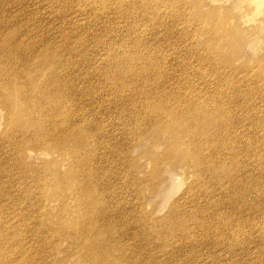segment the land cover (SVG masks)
Wrapping results in <instances>:
<instances>
[{
	"label": "rangeland",
	"instance_id": "obj_1",
	"mask_svg": "<svg viewBox=\"0 0 264 264\" xmlns=\"http://www.w3.org/2000/svg\"><path fill=\"white\" fill-rule=\"evenodd\" d=\"M9 1H11V2H9ZM86 1H88V2H86ZM107 1L108 2L110 1V3H108ZM115 1L116 2H114V0H104V1L103 0H85V1L84 0L83 1L82 0H0V27L2 29L0 31V40H2L4 38H7V39L10 40V42L14 43V40H15L16 43H20L22 45H24V44L28 45V54H29L28 59H30V57H31V59L28 60V67L29 66H31V67L33 66L32 69H34V71H39L40 73H42V75H43V73L51 74V73L54 72V70H56L55 68L58 67V63L55 60L56 56L58 55V53L54 52L55 48H58V46H59V49H60V51H59L60 53H62V54L66 53L65 56L66 55L69 56V57L66 56L67 58H69V61H70L68 66L71 67L72 64L74 65L76 63L75 66H74V68L76 67V75H74V77H75L74 81L76 82V84H80V86H82L83 90H84L83 101L80 102V103L83 105V107H85V109L86 108L89 109V110L86 109V111H93L94 113L97 114L96 116H98V117L100 116L99 118H101V119H99L98 117H96V119L98 118L97 119L98 123L94 122L96 120L90 114V120L92 121L93 124L96 123L97 126L86 125L87 128L91 127L93 129V130L90 129L92 131H90L88 129L89 130V137H90V140L91 139H92V141L95 140L97 142H100V144L96 145V147L94 146L90 150V151L93 150L91 153L92 154L94 153L93 157L95 156V159H92L93 157L91 156L90 158H88V159H90L87 162L88 164H86L85 162H83V163L85 165H88L87 169L89 167H91V168L95 167V170H99L100 172L105 171V173H106L105 169H107V174H106L107 176L104 177V181H106V183L102 184V186L104 188L107 185L106 188L109 187L108 189L110 190V187L112 188L114 184H117L118 188L120 187L119 190L118 189L117 190H118V196L121 199V200L120 199L119 200H120V202L123 203V204L121 203L120 206L123 205L122 206L123 207V209H122L123 212H121V214L123 213L124 216H123V218L122 217L115 218V220L116 219L118 220V221L117 220L116 221L119 224V228L120 229H121V227L123 225L124 226L126 225L125 226L126 230H124V231L127 232L125 234V236H124L125 237V241H127L128 238H130L128 242L130 243L131 250L129 249V251H127V253H125V255L127 254V256L129 257V256L134 254L135 257H133L134 256L133 255L132 258H133V260H136L137 257H138L139 261L138 260L136 261V262H138V264H139V262H140V264H146L144 262H147V261H150V263H151L152 260H154V259H155V261H158L159 263H163V264L164 263H167V264H187V263L188 264H200L201 263L202 264V262L203 263H207V264H238L239 262H240L239 264H264V188H261V187H264V186H262L264 184V180H263V178H264V169H263L264 168V160H263L264 159V125H263L264 124V110H263L264 109L263 108L264 107V79H263L264 78V76H263L264 75L263 74L264 73V13H261L258 16L257 15H248L245 18H242L243 24L241 25L240 22L237 19V16L239 14H241V15L243 14L241 6H242V4L244 2H246V1H243V0H198V1L196 0V1L191 2L189 5H187L189 7L188 8L189 10L186 11L187 15H186V12H184L182 14V16L183 15L184 16L181 19H178L177 16H176L178 14L175 13L176 9H175V6H173L174 3H172V0H149V1L152 2L153 6H152V8H147V9H145V8H143L141 6L140 0H129L130 2L123 3V5H122V3L118 2L120 0H115ZM83 6L85 8H83ZM160 6H161V8H160ZM224 6L225 7H230L231 8L230 12L224 14L225 10H226V8H224ZM113 7H114V9L116 8L118 10H116V9L114 10ZM246 7H247V5H244L243 8L245 9ZM223 8H224V10H223ZM214 9H218L219 10V12L223 15V19H224L225 22H232V21L236 20L235 24L239 27V30L241 32L240 34L242 35L241 37H243V38H241L240 42H237V44L234 43V44L230 45V42H229L230 40H226L227 34L233 33L232 30L235 29V24L234 23H233V28H232V30L230 32H228V30H227L225 33H221L222 29H219V30H216V31L209 30L208 32L207 31H204V32L203 31H199L200 28H198V26H202L205 23L204 27H206L212 22L208 14L210 13V11H212ZM86 10H87V12H86ZM81 11L84 12V13H82ZM90 11H93L94 13L90 12ZM118 11H120V12H118ZM129 11H131V12L129 13ZM259 11H260V9H255L254 14L259 12ZM102 12H104V13H102ZM105 12H106V14H105ZM122 12H124V14L126 12L125 16H121L123 14ZM219 12L216 11V14L214 16L216 20L222 18V16L219 15ZM120 13H122V14H120ZM128 13H129V15L126 17V15ZM160 13H162V15L164 14L165 16L164 15L160 16ZM81 14H83V15H81ZM132 14H134V15H132ZM143 14H145V15H143ZM156 14L158 16L155 17ZM118 15H119V17H118ZM185 15L187 16L188 19L186 18ZM105 16H107V17H105ZM109 16L112 17V18L109 19L108 18ZM132 16H135V17L133 18ZM144 16H145V18H144ZM125 17H126V19H125ZM160 17H161V19L164 18V21H163V19L161 20V21H163V23L164 22H166V23L168 22V23L167 24L164 23L166 25H163V23L158 19ZM149 18H151L152 21ZM175 18H177V19L174 20ZM11 19H12V21H11ZM102 19H105L106 21L102 20ZM111 19H113V20H111ZM118 19H119V21L121 20L120 23H118L119 22ZM136 19L138 21H137V23H134V21H136ZM142 19H143V21L145 23L142 22ZM148 19L150 20V22H149ZM166 19H167V21H166ZM107 20H108V22H107ZM126 20H130L132 23L129 24L128 22H130V21H128L126 23ZM153 20H154L155 23L153 22ZM169 20H170V22H169ZM171 20H173V22ZM116 21H118V22H116ZM146 21H148L150 24H153V25L150 26V24L148 22H146ZM158 21L160 22L159 23L160 25L158 24ZM11 22H13V23H11ZM178 22H179V24H178ZM102 23H104V24H102ZM108 23H110V24H108ZM146 23H148V24H146ZM169 23H171V24H169ZM175 23H177V24L174 25ZM111 24H113V25H111ZM123 24H125L124 26H126V28L123 27ZM168 24L171 26V28H169L170 26ZM129 25H131V26H129ZM141 25H142V27H141ZM156 25L157 26L159 25V26L157 27ZM107 26H109V28ZM133 26L135 28H137V29L135 30V28ZM147 26H149L152 29L155 27L156 29L154 28L155 29L154 32H153V30H150V31L147 30L148 31L146 33L147 37H145V39H143L144 37L142 38L141 36H139V34L141 35L142 33H139V32H141L140 30H143V33H144L146 31L145 27H147ZM18 27H19L20 30L18 29ZM121 27H122L123 30L121 29ZM130 27L132 28V30L130 29ZM149 27H147V29H150ZM118 28H119V31H118ZM165 28H168L170 33ZM110 29H111V31H110ZM22 30H24V31L26 30L25 33H23ZM112 30L113 31L115 30V31L113 32ZM120 30H122V31H120ZM117 31H118V33H117ZM135 31H137V32H135ZM12 32H14V33H12ZM70 32H71V34H70ZM122 32H124V33H122ZM149 32L152 33L153 36ZM66 34L69 35L70 38L68 36H66ZM255 34H257V35H255ZM19 38L21 40H19ZM110 38H112V39H110ZM109 39H110V41H109ZM149 39H151V41ZM135 40H136V42H138V44L135 42ZM138 40L140 41V43H139ZM142 40L145 41L146 45H144ZM128 41H130V42H128ZM249 41H251L253 43V44H249L250 46H248V44H247ZM126 42H127V44L125 45ZM128 43L133 48L132 47L129 48L130 46H128ZM57 44H58V46H57ZM140 44H141V46H140ZM155 44H158V45L155 46ZM153 45L156 47V49H154V51L151 48V46L154 47ZM94 46H96V47L94 48ZM143 46H145L146 48L143 47ZM157 46H158V48H157ZM160 46H162V47H160ZM226 47L229 48V50H225ZM98 48H100V49H98ZM119 48L120 49L122 48L121 50L122 51L125 50V51L122 52ZM130 49H131L132 53L130 52ZM132 49L136 50L135 54H133L134 51ZM157 49L158 50L160 49L159 52H158ZM146 50H147V53L145 52ZM72 51H74L73 54H72ZM119 51L121 53H123V54H121ZM126 51H128V52H126ZM139 51L143 52L142 54L145 55V58H144L145 62H144V60H139L138 61L139 65L137 67L134 66V68L131 69V70L127 69L128 68L127 67L128 66V64H127L128 61L126 63L125 59L126 58L128 59V57L129 58H134L135 55H136L135 58H137L138 54H136V53L139 52ZM4 52L5 51H3V49H0V65L1 66H6V64H7V62H6L5 58H4V55H5ZM232 52H235L236 54L235 55H231ZM50 53H51V55H50ZM53 53H55V54H53ZM69 53H71V55ZM110 53H112V54H110ZM118 53H120V54H118ZM30 55H32V56H30ZM72 55L75 56L76 58L73 57ZM121 55H124L123 59H122ZM70 56H72L73 58L70 57ZM102 56H104V57L108 56L107 58L105 57L107 60L104 57H102ZM32 57H34V58H32ZM83 57H85V58H83ZM103 58H104V60H102ZM159 58H160V60H159ZM204 58H205V61H203ZM32 59H33V61H32ZM73 59L76 60L75 63L72 61ZM154 59L159 60V61H156ZM40 60L47 61V65L44 67V65L46 63L42 64L40 62ZM99 60L102 63L99 62ZM115 60H116V62H115ZM151 60L158 62L157 63L158 66H157V64H155L156 67H155V65L153 66L154 69H152V67H148V65H150L149 63L151 62ZM162 60H163V62H162ZM165 60L166 61L168 60V61L166 62ZM30 61H32V62H30ZM107 61H109V62H107ZM50 62H51V64H50ZM92 62H93V64H92ZM165 62H166V64H165ZM105 63H107V64L105 65ZM121 64H122V66H121ZM141 64H143V65H141ZM161 64H162V66H161ZM208 64H209V66H208ZM214 64H216V65H214ZM217 64H218V66H217ZM144 65H146V66H144ZM166 65L169 66V67H167ZM185 65H187V68L189 66V68L187 69ZM191 65H193V66L195 65V66L193 67ZM116 66H118L119 68L116 67ZM125 66H126V68H125ZM141 66H143L144 68H146V67L148 68L147 70L144 69V72L146 70V75L144 73L145 76H139L141 70L143 69V67H141ZM215 66L218 67V68L216 69ZM219 66H222V67H220L221 69L219 68ZM113 68H115V70ZM169 68H170V70H169ZM180 68H182V69L185 68V69L182 70ZM117 69H119V70H117ZM161 69H163V70L161 71ZM177 69H178V71H177ZM195 69L197 70V72L199 71L200 73L199 72L198 73H193V72H195ZM107 70H109L110 72L108 71L109 72L108 73ZM113 70L115 71L114 72L115 75L113 73ZM116 70L119 71V72H116ZM155 70H157V71L155 72ZM185 70H187V71H185ZM84 71L87 72V73H85ZM165 71L166 72L168 71L170 74L169 73L167 74ZM170 71L171 72L177 71L176 72L177 75L175 74V72L171 73ZM66 72L68 73L67 70L66 71L63 70V72L61 70V75L58 76V77H54L52 79V82H55L56 80L60 79L61 77H66L67 76ZM130 72H131V74L133 73L132 76L129 74ZM135 72H136V75L138 76L137 79H136L137 76H135ZM161 72H162L161 75H163V74H165V75L162 76V77L161 76L159 77L158 73H161ZM190 72L193 73V74H191ZM79 73H80V75H79ZM227 73H229V74H227ZM230 73H231V75H230ZM101 74H103V76H101ZM172 74H173V76H172ZM220 74H221V76H220ZM81 75H82V78H81ZM110 75H112L113 77L110 76ZM148 75H150V76H148ZM166 75L168 76V78L169 77H173L171 79L172 81L169 80L170 78L167 79ZM228 75H230V76H228ZM78 76H80V78ZM117 76H118V78H117ZM151 76H154V77H151ZM226 76H227V78L229 80L226 78ZM27 77H28V85L31 86V84H30L31 80H29L31 78V76H29V74H28ZM98 77H99V79H97ZM103 77L104 78L108 77L106 79V81L108 83L105 81V79H103ZM126 77L128 78L129 81H127ZM131 77L134 78V79H132ZM142 77L146 78L145 79L146 81H143L141 79ZM177 77L178 78L180 77V78L176 79ZM192 77H194V78H192ZM148 78H149V80H147ZM242 78H244V79H242ZM249 78L251 79V81H250ZM156 79H157V82H156ZM162 79H164V81ZM173 79H176L175 80L176 82ZM196 79H198V80H196ZM201 79L204 80V81H201ZM101 80H103V81H101ZM177 80L180 81L179 84H180V86L182 85L181 88H178L179 85L177 83L178 82ZM187 80H189V81H187ZM257 80H258V83H257ZM186 81L189 83L188 84L189 86L186 83H184ZM194 81H195V83H194ZM127 82H129V83H127ZM153 82H156L159 85L160 91L161 92L163 91L164 95L168 96L167 103L169 104V106L171 108L176 109L178 113L182 112L181 115L179 114L178 118H175V117L170 118L171 116L169 117L170 119H177L175 121L176 123L181 121V120H185V121L188 120L189 121L191 119L190 121H193V119L194 120L199 119L200 116H198L197 119L194 118V116L192 114L193 112L188 109L189 108L188 105H190L189 103L192 104V102L193 103L195 102L194 104H196V102H200L201 101L202 104H204V106H209V108L213 107L212 108L213 110L216 107H219V109H221V111L224 113L223 120H224V118H227V119H225V122L228 121L227 124L224 127L225 130H226V132H225L226 135L225 134L221 135V137H219L220 141H218L216 143L211 142L210 145H209L210 147L208 146V148H206L205 151H204L205 154H210V155H211V153L214 152L216 154L215 155L213 153L214 154V161H217L219 158H220V160H222L224 158L223 159L224 161H222V162L220 160H218V162L220 161L219 162V166H217V164L215 165V167H217V168L219 167V176L218 177L215 178V176H213V175L209 176L208 174L199 173V172H197L193 176V172H192L193 168L189 164L186 165V169L183 172V170L180 168V165H178V158L181 155L180 153H176L175 154L177 159H174L173 162H168L167 160L163 159V156L161 154L165 153V151L168 149L167 138H169V136H168L167 133L166 134L165 133H160V134L155 133L156 126L155 125H151V124H154V122L157 121L156 120V119H158L157 115L160 112H155V105H157V104H154L155 101H152V100L149 101L146 98H143L144 95L142 93V92L145 91V89L148 88L150 83H153ZM182 82H183V84H182ZM215 82H218V84L215 83ZM160 83H161V85H160ZM164 83L166 84V86H165ZM168 83L169 84L172 83V84L168 85ZM197 83H201V84L196 85ZM211 83L213 84L212 86L216 87L218 85V87H216V88L212 87ZM220 83H221V85H220ZM229 83H230V85H229ZM252 83H254V84H252ZM100 84H102V85H100ZM113 84H115V85H113ZM174 84H176L178 86L175 85L177 88H172V90H171L170 87L171 86L175 87ZM206 84L207 85L209 84L208 85L209 87ZM96 85L99 88H97ZM133 85L134 86L138 85V86L137 87L136 86L132 87ZM140 85L141 86L143 85V86L140 87ZM110 86H112V88ZM194 86L195 87L199 86V87L195 89ZM102 87H104V88H102ZM105 87H109L110 89H108V90H110L111 92L115 91L116 93L114 92L112 94L110 91H108V90L106 91L107 88H105ZM184 87H185L186 90L184 89ZM189 87H190V89H189ZM210 87L214 88V90L211 89ZM114 88H115V90H114ZM126 88H128L127 92H126ZM134 88H136V89H134ZM137 88H140V89L142 88V89L140 90V89H137ZM166 88H168V89H166ZM193 88L195 89V92H194ZM206 88H208V89L206 90ZM104 89H105V92L107 94L104 92ZM234 89H235V91H234ZM251 89H252V91H251ZM118 90L119 91L121 90V91L119 92ZM122 90L123 91L125 90L124 91L125 94H124V92ZM131 90H133V91H131ZM209 90H211V91H209ZM128 91H129V93H128ZM135 91H136V93H134ZM183 91L184 92L187 91V92L184 93ZM216 91H217L218 94L215 93ZM220 91H221V94H220ZM225 91L226 92L228 91V92L226 93ZM93 92L94 93L96 92L95 96L93 95L94 94ZM117 92H119V93H117ZM138 92H139L140 95L138 94ZM172 92H173V94H172ZM180 92H182V93H180ZM163 93L160 95V97H159V95L157 96V98L159 97L157 102H159V100H160L161 96L163 95ZM174 93H177V94H174ZM197 93L200 96H198ZM98 94H99V96H98ZM100 94H102V97L104 96L103 99H101L102 97H100ZM108 94H110L109 97L106 96ZM131 94H133V97H132ZM179 94H180V97L178 96ZM210 94L211 95L213 94V96H211ZM258 94H259V96H258ZM112 95H114V96L112 97ZM176 95L178 97L174 98V96H176ZM201 95H202V97H201ZM223 95H225V97ZM251 95H252V97H251ZM48 96H49L48 98L50 99L51 96H50L49 93H48ZM91 96H93V97H91ZM123 96H125V97H123ZM181 96H182V98H181ZM209 96H210V98H208ZM106 97H108V98H106ZM114 97H116V98L114 99ZM121 97H123L125 99V102H124L123 98L121 99ZM138 97H139V99H136ZM52 98H55V97H52ZM95 98H97V99H95ZM133 98H135L134 99L135 101L136 100H138V101L135 102L133 100ZM171 98H172V100H171ZM220 98L222 99V101L220 100ZM233 98H235V99H233ZM111 99L113 101H110ZM130 99L133 100V101L131 102ZM176 99H178V101ZM182 99H184V100L180 102V100H182ZM211 99L213 100L214 103L211 101ZM228 99H230L229 101H232V100L235 101L236 100L237 103L239 101L240 102L238 104L235 103V105L232 106L231 103L228 101ZM252 99H253V101H251ZM107 100H108V102H107ZM141 100L142 101L144 100L142 104H141V102H142ZM186 100L188 101V103L186 102ZM116 101L117 102H121V103L120 104L116 103ZM163 101H164L163 104L167 105V104H165V100H163ZM247 101L253 102L254 104L253 103H249ZM85 102H86L87 105H85ZM104 102H105L106 105L102 104ZM111 102L113 104L115 103L116 106L118 104V107L116 108L115 105L113 106L111 104ZM173 102L175 104L172 105ZM207 102L210 105H206ZM95 103H96V106H95ZM122 103H126V104L123 105ZM98 105H100V106H98ZM108 105H110V106H108ZM125 105H127V106L125 107ZM241 105H244V106L246 105L247 106V112H245L246 111L245 110L246 107H244V106L241 107ZM111 107H113V109ZM134 107H135V109H134ZM179 107H181L180 108L181 110L179 109ZM228 107H229V109H228ZM256 107H258V108H256ZM114 108H115V110H114ZM126 108H128V109H126ZM137 108H139V110H137ZM150 108H151V111H150ZM255 108H256V110L254 111ZM96 109H97V112H95ZM116 109L117 110L119 109L120 112L117 111ZM131 109H133V110H131ZM144 109H145V112H144ZM183 109L185 110V112H183ZM186 109L189 110V111H187ZM259 109H262V111L259 110ZM134 110L136 112H134ZM141 110H143L142 111V112H144L143 114H142ZM104 111H105V114H103ZM108 111H109V114L107 113ZM121 111L124 112L123 113L124 115L122 114ZM257 111L260 113V115H259V113ZM127 112H130V113L128 114ZM132 112H134L136 115L133 113L135 115L134 116L132 114ZM249 112H252V114L251 113L249 114ZM256 112H257V114H256ZM119 113H121V114H119ZM137 113H138V115H137ZM147 113H150V114H147ZM187 113L189 114L188 117H187ZM242 113H243V116H242ZM99 114H101V115H99ZM141 114H142V116H141ZM154 114H156V115H154ZM195 114H197V113H195ZM253 114H254V116H253ZM182 115H184V116H182ZM149 116H151V118H149ZM154 116H156V117H154ZM190 116H192V117H190ZM142 117L143 118L146 117V119L144 118V120H143ZM153 117H154V122H153ZM243 117H245L244 119H246V123H245L244 126H242V128H243L242 129L241 126L239 125V122L242 123V121L240 119L243 118ZM102 118H103V120H102ZM123 118H126L125 121H124ZM237 118H238V120H237ZM261 118H262V121H261ZM17 119H18V116H16L14 114L13 115V120H17ZM56 119H57V116H56ZM130 119H132V120L130 121ZM252 119H253V121H252ZM256 119H258V120L256 121ZM13 120H11V121H13ZM233 120H235V121L237 120L236 121L237 123L236 122L233 123ZM254 120H255L256 124H255ZM102 121H104L105 123L102 122ZM146 121H148V122H146ZM129 122H130V125H129ZM143 122H145V125H144ZM250 122L252 123L251 126L249 125ZM253 122L256 125V126L254 125L255 127L253 126ZM122 123H123V125H122ZM99 124L101 125L100 127L102 128V131L103 130L105 131V128L108 126L106 128L105 132L104 131H103V133L102 132H98L99 130H97L96 128L99 126ZM8 125L10 127L11 135L13 136V138L11 140V146L9 147L10 150H11V153H12L15 161H17V163H16L17 165H21L22 162H23L24 166L23 165H21V166L23 168L28 169V170H26V169H23V168H21V169L17 168L19 170L18 172H20L21 174L20 173H18V174L16 173L17 169L15 170V174L18 177V179H20L19 177H24V178L26 177L27 178V179L25 178L26 181L25 180L21 181L25 185V187L22 188V190L24 189V191H25L24 194H27L30 189H32L34 192H36V193H34L35 197H34V195L29 197V195L27 194L28 195V216L30 215L28 217V222L30 221L29 222V226H30V228L32 230V234L30 236H28V239H29L28 240V243H29L28 247L29 248L31 247V250H32V251L30 250L31 251V256L33 258L35 257L34 260H37L36 262H38L39 264H44V263L45 264H56V262H54L53 257L50 255L51 252H49V250L50 251L52 250V252L55 253L56 249L55 250H54V248L52 249V245H50V249H48L46 247V243L48 242V240L50 241L52 239V236H54L53 239H55V240H58V236L60 238V234L57 232V229H59L58 228L59 226H60V229L63 228L62 230L67 231V233H68V231L72 230V228H70V226L67 225L68 223H66L65 220H66L67 216L71 215V213L73 212L72 211L73 208L71 207V205H73L74 200L73 199H67V198L65 199V196H64V199H63V196L61 197L59 195V192H57L56 188H55V187H57L56 185L58 184V183L55 184V181H56L55 179H57L58 177L62 176L65 173H71V172H75L76 171L75 169H77L78 167H77V164H75L74 162L77 161L76 158L79 157L78 155L80 153L71 151L67 155V154H64V153L68 152L67 149H65V148L64 149H58V151L55 152V151H48L47 149H44L46 146L43 148L40 143L39 144L35 143L33 145L32 141L34 140V137L37 138L39 135L36 134V132L33 129H31V131L30 130L21 131L22 128L20 126H13V124L11 125L8 122V120H7V115H4V110H2L0 108V135H3V136L5 135L4 131L6 129V126H8ZM234 126H235V128L237 127L238 129L237 128L236 129L232 128ZM246 126L249 127L250 129L247 128ZM113 127H114V130H113ZM239 127H240V130H239ZM253 127H254V130L256 129L255 130V132L257 131L256 133L253 131ZM123 128H125L124 131H123ZM133 128H134V130H132ZM219 128H220V126L217 125L213 129L214 132L220 133V129ZM244 128L247 129V130L245 131ZM110 129L112 131H110ZM130 130H132V132ZM248 130H250V131H248ZM239 131H240V133H239ZM92 132H94V133L96 132V134L99 137L97 135L93 134ZM243 132H244V136H245V134L248 135L249 132L252 135L249 134L251 137L250 136L249 137L245 136V139H244V137L242 135ZM238 133H239L240 136L238 135ZM110 134L112 135V137H110ZM115 134H117V135H115ZM102 135H105V136L103 137ZM252 139H254L255 141H253ZM18 140H19V143L16 144V142ZM223 140H225V141H223ZM242 140L245 141V142H243ZM27 141H28V143L24 144ZM222 141H223V144H222ZM262 142H263V144H262ZM238 143H239V145H238ZM219 144H222L223 146L219 145ZM253 144L254 145H258V147L254 146L256 151L253 148ZM103 145H105L108 148L111 147L110 149H112V151L113 150L120 151L119 153H118V151H116V152H117V154H120L121 156L122 155H129L128 158L129 159L131 158L130 159L131 161L129 159L128 160L132 163V164L130 163V165H132V166H129V167L126 166L127 168H125V167H123V164H122L123 163L122 160H124V158L121 157L122 159H121V161H119V157L116 156L115 154L114 155L105 154L106 155L105 157H107L109 160L108 159H104V160L102 159L103 162L106 161L105 162L106 164H104L105 165V166H103L104 168L103 167H101V169L98 168L96 166V164L98 165L99 161H102L101 158H98V157H101L103 155V153L105 152V149H104ZM1 146H2V143H1L0 147ZM233 146H234V148H233ZM240 146H241V148H240ZM245 146H247L246 148H248V149L250 148L249 149L250 152H249V150H247L245 148ZM259 146H261V147H259ZM216 147H218V149ZM251 147H252V149H251ZM94 148L96 149L97 152L94 150ZM99 148H100V150H99ZM230 149L232 150V153H233V151L235 153H234V156L232 155L229 158L228 155L230 154V152H229ZM129 150H130V153H129ZM215 150H216V152H215ZM20 151H23V152H20ZM25 151L26 152L28 151V154H26ZM223 152H225L224 153L225 155H226V152L229 153L227 155V157H224L225 155L223 154ZM239 152H240V154L238 155ZM244 152H246L248 155L246 156V153H244ZM23 153H24V155H23L24 157L22 156ZM101 153H102V155H101ZM255 153H258V154H255ZM235 155H237V157ZM243 155H245L246 157L243 156ZM238 156L241 157V158H239ZM242 156L245 157V158H243ZM261 156H262V158H261ZM238 158H239L238 161L241 160L240 162H242V163H240V162H238L236 160ZM230 159H232V161ZM233 159H235V160H233ZM242 159L246 160V161H242ZM248 160H250V161H248ZM207 161L210 163V165H212L211 160L209 161L207 159ZM233 161H235V162L233 163ZM261 161H263V164H261ZM93 162L95 164H93ZM218 162H216V163H218ZM72 163H74V164H72ZM213 163H215V162H213ZM108 164H109V166H107ZM253 164H255V165L251 166ZM74 166L77 167V168H75ZM212 166H214V165H212ZM36 167H39V168H36ZM71 167H73V168H71ZM233 167L235 169H233ZM114 168H116L117 170H113ZM168 168L170 169L172 174L166 173V170H168ZM241 169L246 173V175ZM77 170L80 173L79 168ZM157 170L159 171L158 173H157ZM35 171H37V172H35ZM42 171H43V173H42ZM78 171H77V173H78ZM189 171H191V172H189ZM260 171H261V173H259ZM125 172H126V174H125ZM251 172L253 173V175H252ZM26 173H28V174H26ZM257 173H259V178H261V179L258 178V174ZM229 174H231L233 176V178ZM243 174H244V176H243ZM260 174H261V176L263 178L260 176ZM45 175H47V176H45ZM240 175L242 176V178L240 177ZM249 175H250V177H249ZM113 176H114V179H113ZM234 176H236V177H234ZM246 176H247V178H246ZM177 177L180 179V186H178L177 188L176 187L173 188L174 184H172V182H174V180H176ZM239 177H240V179H239ZM52 178H54V180H55L54 181V185L46 186L45 184L50 182L51 180H53ZM116 178H118V179H116ZM169 178H171V179H169ZM235 178L237 180H235ZM241 179H243L242 180L243 182L240 181ZM257 179H258L259 182L257 181ZM44 180H47L48 182H44ZM109 180H111L112 183ZM192 180L198 181L200 184H205L206 185L205 189L208 188V190H209L207 193H205V192L203 193V192L197 191V194H199V192H200V194H201V195L199 194L200 197L197 196V194L195 195V202L197 201L196 203L199 204L200 207L202 205V207L200 209L203 208L202 210H205L204 212L202 210H200L199 212L198 211L196 212V211H193V209L192 210L190 209L194 205H193L192 202L189 203V201L191 200L188 197L189 195L187 196V200L181 199V197H180L181 194L183 193L182 191L184 189H186V188H187L188 192H189V190L193 191V188L191 189V186H190V183L193 182ZM253 180H255V182H252ZM262 180H263V182H261ZM108 181H109V183H108ZM232 181H233V184H232ZM126 182L128 183L129 187H128ZM215 182H216V184H215ZM249 183L253 184V185H250ZM254 183H256V184H254ZM155 184L156 185H158V184L160 185L161 184V186L158 189L159 191L157 190V191L154 192V190H153L154 188L153 187L155 186ZM235 184H237V185H235ZM109 185H111V186H109ZM136 185L137 186L141 185V186H139V192L140 193H138V190H135V188L137 189ZM222 185L227 187L226 191L223 192V193L221 191V188L223 187ZM41 186H43V187H41ZM114 186L116 187V185H114ZM122 186H123V189H121ZM252 186L254 188H252ZM140 188H142V189H140ZM171 188L175 189V190H172V191H170L168 193L167 191L171 190ZM246 188H248V189H246ZM39 190H41V193H39L40 192ZM235 190H237V192ZM156 192H160V193H156ZM240 192H241V194H240ZM121 193L124 194V195H121ZM190 193H191L190 195L192 196L193 195L192 192H190ZM246 193H247L248 197H247V195H245ZM40 194H42V195H40ZM111 194L112 195H110V193H108V195H110V196L105 195V197L107 198V199L105 198V200L107 201L106 202V206L109 207L110 209H112V207H111V199L110 198L113 196V190H112ZM216 195H217V197H216ZM243 195H245V196H243ZM36 196H38V197H36ZM55 198H57V199H55ZM43 199L45 201H43ZM175 201L176 202L180 201L179 203H181L182 205L184 204V208H185V210L183 209L184 213L179 214V215L175 214V217H174V219H176V220H178V219L180 220L181 219L180 221L184 222L188 226L187 228H184L183 226L178 224L179 225L178 228H180V229L177 230V233L181 232V233H178V234L179 235L181 234L180 236L183 237L182 240L180 239V236L178 234H177V236L179 237V239L181 241L178 239V237L174 236L175 234H170L172 236H169L168 234L165 233L159 239L153 238V241L151 239V241L149 240L147 242H146V239H144L145 240L144 241L143 238L146 237V236H144L142 238V236L144 234L141 233L142 235H140L139 234L140 231L137 232L138 231L137 229L141 230L140 228H138L141 224H139V222H137L138 223V225H137V223L135 221H141V222L149 221L148 224L150 225L151 221L149 219H156V220L157 219L158 220L165 219L166 217L170 216L169 213H171V211L175 207V206L173 207V204H174ZM208 201H209V203L211 201V203H212V204L210 203L211 206L209 205ZM220 201H222V202L220 203ZM231 201L233 203H231ZM200 202L202 204H200ZM206 203H208V205ZM239 203H240V205H239ZM33 204H34V206H33ZM46 204H47V206H46ZM189 204H191V205H189ZM199 205H197V206H199ZM206 205L208 206L207 207L208 210H206ZM68 206H70L71 208L68 209ZM248 206L249 207L251 206V207L249 208ZM225 208H226V210H225ZM36 209H38V210H36ZM221 209H222V211H221ZM230 209L233 212H231ZM24 211L27 212V209L24 208ZM47 212H49L48 215H47ZM202 212H203V214H202ZM247 212H248V214H247ZM165 213H166V215H165ZM192 213L194 214L195 217L193 216ZM241 213L243 214L244 217H241L242 216ZM119 214H118V216H119ZM227 214L230 215L229 219L226 218V217H228ZM140 215H141V217H140ZM248 215L251 216V218H249ZM142 218H143V221H142ZM126 219L129 220L130 223L128 221H126ZM189 219H190V221H189ZM196 219H198V220H196ZM120 220H122V221H120ZM125 221H126V223H124ZM46 222L47 223L49 222L48 224H46V225H48L47 228L45 226H43V223H46ZM168 223H170V222H168ZM146 224H147V222H146ZM167 224L165 223V225H167ZM203 224L205 225V227H204ZM215 224H216L215 228L212 227ZM127 225H128V227H127ZM51 226H52L53 229L52 228H50V229H52L53 231L49 230V227H51ZM218 226H219V228H217ZM143 227H144L145 230L147 228H149L148 226H143ZM143 227H141V228H143ZM40 228H41V230H40ZM216 228L218 230L221 229V230H219L221 235H218L219 231H216L217 230ZM161 229L164 230L165 228L163 229V227H162ZM39 230H40V232H39ZM147 230H150V229H147ZM204 230H205V232H204ZM195 231H196V233H195ZM238 231H241L240 232L241 234H239L238 237L236 239H234L235 241L236 240L237 241L234 244H230L231 240L229 239V236L234 234V233H237ZM244 232H245V234H244ZM137 233H138V236H137ZM209 233L212 234V235L215 234L216 235V239L215 240L220 241V243L223 242L222 245L224 244L223 246H225V248L223 246L220 247L221 250H217L215 252H212V254L210 253L211 254V255L209 254L210 257L208 256L207 252L209 253V251L212 250L213 247H212V244H208L209 242L212 241L211 237L209 236L210 235ZM39 234H41L42 236L41 235L39 236ZM188 234H190L192 236V237L190 236L191 239L189 237H187V236H189ZM203 234H205V236ZM28 235H29V233H28ZM167 235L169 237H166ZM173 236H174V238H173ZM196 236L198 237L197 238L198 241L195 239ZM202 236H204V237H202ZM170 237H172V238L170 239ZM209 237H210V239H209ZM239 237H241V238L238 239ZM162 238L163 239L165 238V241H163ZM167 238H169L168 239L169 241L167 240L169 243L166 241ZM42 239H43L44 242L42 241ZM176 239H177V241H176ZM183 239H187L186 240L187 242L185 240H183ZM194 239L196 240L197 243H195ZM205 239H207L208 242ZM30 240H32V241H30ZM171 240H173L175 242L173 243V241H171ZM189 240H193L194 244L191 241H189ZM33 241L35 243H33ZM132 241L134 243L133 245H132ZM154 241H156V242L154 243ZM158 241H159V243H157ZM160 241H161V243H160ZM179 241L181 242V244L184 247L179 243ZM183 241H184L185 244L182 243ZM58 242L60 244L59 246L62 249V253L59 254V257L63 258L65 256V254H66V251L63 250V249L66 248L67 243L65 241L62 242V239H59ZM171 242H172V244H171ZM198 242H200V244ZM226 242H228L230 245L228 243H226ZM175 243L178 244V245H176ZM40 244H42V246ZM43 244H45V246ZM142 244H144V247L143 246L141 247ZM179 244H180V246H179ZM190 244H192L193 246L190 245ZM34 245H36V246H34ZM154 245H156V247ZM226 245H229V246L227 247ZM126 246H128V244ZM195 246H196V248H195ZM136 247H139V248H136ZM148 247L152 248V249L149 248V250L151 252L148 250ZM154 247L156 248V250L154 249ZM35 248H36V250H35ZM153 249L155 250V252L156 251L157 252L155 253ZM184 249H185V251H184ZM140 250H142V251H140ZM202 250H203L204 253L202 252ZM139 251L142 252V253H140ZM132 252H134V253H132ZM149 252L151 253V255H149ZM172 252H173V254H172ZM174 252H175V254L177 256H175ZM194 252H199L200 253V254L198 253L199 256H198L197 253H194ZM136 253H137V256H136ZM129 254H131V255H129ZM141 254H144V255H141ZM159 254H161V255H159ZM168 254H170V255H168ZM196 254H197V257H196ZM248 254H249V256H248ZM141 256L142 257L144 256V257L142 258ZM151 256H154V257H151ZM173 256H175V257H173ZM156 257H157V259H156ZM42 258H43V260H42ZM190 258H191V260H190ZM141 259H143V260H141ZM145 259L147 261H145ZM186 260H187V262H186ZM201 260H202V262H201ZM245 260H247V261H245ZM249 260H251V261H249ZM73 261H74V257H72V256H68L67 257V263L68 264H73ZM198 261L200 263H198ZM206 261H209V262H206ZM129 262L132 263L131 261H129Z\"/></svg>",
	"mask_w": 264,
	"mask_h": 264
},
{
	"label": "bare ground",
	"instance_id": "obj_2",
	"mask_svg": "<svg viewBox=\"0 0 264 264\" xmlns=\"http://www.w3.org/2000/svg\"><path fill=\"white\" fill-rule=\"evenodd\" d=\"M83 1V0H82ZM85 1V0H84ZM104 1V0H103ZM193 1H196V0H172V3H174V5L173 6H175V9H176V12L175 13H177L178 15H176L177 16V18L178 19H181L183 16H182V14L184 13V12H186L187 10H189L188 8V6L187 5H189L191 2H193ZM198 1V0H197ZM243 1H246V2H244L243 4H242V6H241V8H242V11H243V14L241 15V14H239L238 16H237V19H238V21L240 22V24L242 25L243 24V20H242V18H245L246 16H248V15H259V14H261V13H264V0H243ZM242 1V2H243ZM9 2H11V1H9ZM86 2H88V1H86ZM108 2V1H107ZM114 2H116L115 0H114ZM119 3H122V5H123V3H126V2H130L129 0H120V1H118ZM140 2H141V6L143 7V8H145V9H147V8H152V2L151 1H149V0H140ZM48 3V2H47ZM108 3H110V1L108 2ZM118 3V4H119ZM38 4V3H37ZM165 4V3H164ZM169 5V4H168ZM167 5V6H168ZM244 5H247V7L244 9L243 7H244ZM30 6V5H29ZM82 7V6H81ZM83 8H85L84 6H83ZM82 8V9H83ZM87 8V7H86ZM103 8V7H102ZM160 8H161V6H160ZM159 8V9H160ZM163 8V7H162ZM167 8V7H166ZM224 8H226V10H225V13L224 14H226V13H228V12H230V10H231V8L230 7H225L224 6ZM224 8H223V10H224ZM92 9V8H91ZM105 9V8H104ZM113 9H114V7H113ZM116 9V8H115ZM114 9V10H115ZM158 9V8H157ZM156 9V10H157ZM255 9H260V11L259 12H257V13H255L254 14V11H255ZM80 10V9H79ZM88 10V9H87ZM87 10H86V12H87ZM90 10V9H89ZM110 10V9H109ZM108 10V11H109ZM116 10H118V9H116ZM168 10V9H167ZM78 11V10H77ZM107 11V12H108ZM123 11V10H122ZM216 11H218L219 12V10L218 9H214V10H212V11H210V13L208 14L209 15V17H210V19H211V23L208 25V26H206V27H204L205 26V23L202 25V26H198V28H200V30L199 31H209V30H213V31H216V30H219V29H222V31H221V33H225L227 30H228V32H230L231 30H232V28H233V23L235 24V22H236V20H234V21H232V22H225L224 21V19H223V15L219 12V15L220 16H222V18H220V19H218V20H216L215 19V14H216ZM82 12V11H81ZM89 12V11H88ZM90 12H93V11H90ZM118 12H120V11H118ZM131 11H129V13H130ZM158 12V11H157ZM156 12V13H157ZM170 12V11H169ZM168 12V13H169ZM77 13V12H76ZM82 13H84V12H82ZM94 13V12H93ZM102 13H104V12H102ZM123 13V14H122ZM122 13H120V14H122L121 16H125V14H126V12H125V14H124V12H122ZM129 13L126 15V17L129 15ZM136 13V12H135ZM172 13V12H171ZM170 13V14H171ZM174 13V12H173ZM92 14V13H91ZM105 14H106V12H105ZM141 14V13H140ZM158 14V13H157ZM155 15V17L156 16H158V15ZM203 14V13H202ZM81 15H83V14H81ZM109 15V14H108ZM132 15H134V14H132ZM143 15H145V14H143ZM142 15V16H143ZM162 15V13H160V16ZM164 15V14H163ZM162 15V16H163ZM167 15V14H166ZM186 15H187V12H186ZM185 15V16H186ZM204 15V14H203ZM131 16V15H130ZM129 16V17H130ZM138 16V15H137ZM165 16V15H164ZM175 16V17H176ZM202 16V15H201ZM78 17V16H77ZM76 17V18H77ZM93 17V16H92ZM102 17V16H101ZM105 17H107V16H105ZM104 17V18H105ZM116 17V16H115ZM118 17H119V15H118ZM126 17H125V19H126ZM133 18L135 17V16H132ZM131 17V18H132ZM168 17V16H167ZM208 17V18H209ZM100 18V17H99ZM109 19L110 18H112V17H108ZM124 18V17H123ZM122 18V19H123ZM137 18V17H136ZM143 18V17H142ZM144 18H145V16H144ZM143 18V19H144ZM166 18V17H165ZM177 18H175L174 20H176ZM186 18H187V16H186ZM94 19V18H93ZM98 19V18H97ZM106 19V18H105ZM105 19H102V20H105ZM129 19V18H128ZM143 19H142V22H144L143 21ZM151 21H152V19L151 18H149ZM148 19V20H149ZM160 21L163 19V21H164V18H162L161 19V17L160 18H158ZM188 19V18H187ZM101 20V21H102ZM111 20H113V19H111ZM134 20V19H133ZM145 20V19H144ZM150 20H149V22H150ZM216 20V21H215ZM11 21H12V19H11ZM14 21V20H13ZM106 21V20H105ZM118 21H119V19H118ZM118 21H116V22H118ZM121 21V20H120ZM120 21L118 22V23H120ZM125 21V20H124ZM128 21H130V20H126V23L128 22ZM137 19H136V21H134V23H137ZM163 21H161L162 23H163ZM166 21H167V19H166ZM172 22H173V20H171ZM91 22V21H90ZM107 22H108V20H107ZM115 22V21H114ZM141 22V23H142ZM146 22H148V21H146ZM148 22V23H149ZM153 22H154V20H153ZM169 22H170V20H169ZM171 22V23H172ZM185 22V21H184ZM11 23H13V22H11ZM100 23V22H99ZM117 23V24H118ZM125 23V24H126ZM129 24L130 23H132L131 21L130 22H128ZM145 23V22H144ZM148 23H146V24H148ZM155 23V22H154ZM157 23V22H156ZM160 22L158 21V24H159ZM164 23H166V22H164ZM163 23V25H166V24H164ZM171 23H169V24H171ZM102 24H104V23H102ZM108 24H110V23H108ZM114 24V23H113ZM113 24H111V25H113ZM116 24V25H117ZM125 24H123V27H125L126 28V26H124ZM143 24V23H142ZM145 24V25H146ZM150 24V23H149ZM168 24V25H169ZM177 23H175L174 25H176ZM178 24H179V22H178ZM93 25V24H92ZM107 25V24H106ZM119 25V24H118ZM127 25V24H126ZM151 25H153V24H150V26ZM160 25V24H159ZM158 25V26H159ZM173 25V24H172ZM173 25V26H174ZM100 26V25H99ZM129 26H131V25H129ZM144 26V25H143ZM157 26V25H156ZM157 26V27H158ZM170 26V25H169ZM168 26V27H169ZM172 26V27H173ZM182 26V25H181ZM108 28H109V26H107ZM106 27V28H107ZM112 27V26H111ZM110 27V28H111ZM134 27V26H133ZM140 27V26H139ZM141 27H142V25H141ZM147 27H149V26H147ZM147 27H145V29H146V31L143 33V30H140L141 32H139V33H142L141 35L139 34V36H141L143 39H145V37H147L146 35V33L148 32L147 30H153V32L155 31V29L153 28H150V29H147ZM167 27V26H166ZM221 27V28H220ZM117 28V27H116ZM115 28V29H116ZM124 28V29H125ZM135 28V27H134ZM133 28V29H134ZM163 28V27H162ZM169 28H171V26L169 27ZM18 29H19V27H18ZM23 29V28H22ZM121 29H122V27H121ZM130 29L132 30V28L130 27ZM137 28H135V30H136ZM165 29H167L168 30V28H165ZM164 29V30H165ZM195 29V28H194ZM2 29H1V27H0V31H1ZM20 30V29H19ZM123 30V29H122ZM122 30H120V31H122ZM172 30V29H171ZM23 31V33H25V31L24 30H22ZM35 31V30H34ZM107 31V30H106ZM110 31H111V29H110ZM113 31V30H112ZM115 31V30H114ZM113 31V32H114ZM118 31H119V28H118ZM118 31H117V33H118ZM125 31V30H124ZM128 31V30H127ZM126 31V32H127ZM134 31V30H133ZM132 31V32H133ZM138 31V30H137ZM137 31H135V32H137ZM169 31V30H168ZM186 31V30H185ZM233 31V33H229V34H227V36H226V40H230L229 42H230V45L231 44H234V43H236L237 44V42H240V40H241V38H243V37H241L242 35L240 34L241 32H240V30H239V27L235 24V29H233L232 30ZM44 32V31H43ZM77 32V31H76ZM103 32V31H102ZM109 32V31H108ZM107 32V33H108ZM134 32V33H135ZM187 32V31H186ZM195 32V31H194ZM12 33H14V32H12ZM110 33V32H109ZM122 33H124V32H122ZM129 33V32H128ZM131 33V32H130ZM150 33V32H149ZM148 33V34H149ZM156 33V32H155ZM154 33V34H155ZM168 33V32H167ZM169 33H170V31H169ZM70 34H71V32H70ZM132 34V33H131ZM151 35H152V33H150ZM74 35V34H73ZM72 35V36H73ZM107 35V34H106ZM255 35H257V34H255ZM66 36H68L69 37V35H67L66 34ZM91 36V35H90ZM110 36V35H109ZM128 36V35H127ZM138 36V37H139ZM153 36V35H152ZM151 36V37H152ZM168 36V35H167ZM133 37V36H132ZM164 37V36H163ZM178 37V36H177ZM67 38V37H66ZM70 38V37H69ZM122 38V37H121ZM162 38V37H161ZM84 39V38H83ZM110 39H112V38H110ZM110 39H109V41H110ZM132 39V38H131ZM141 39V38H140ZM17 40V39H16ZM19 40H21L20 38H19ZM100 40V39H99ZM98 40V41H99ZM106 40V39H105ZM150 41H151V39H149ZM70 41V40H69ZM77 41V40H76ZM82 41V40H81ZM112 41V40H111ZM125 41V40H124ZM133 41V40H132ZM139 41V40H138ZM143 41V40H142ZM147 41V40H146ZM252 41V40H251ZM251 41H249L247 44H248V46H250L249 44H253ZM23 42V41H22ZM128 42H130V41H128ZM135 42H136V40H135ZM105 43V42H104ZM112 43V42H111ZM133 43V42H132ZM137 44H138V42H136ZM139 43H140V41H139ZM143 43H144V45H146L145 44V41H143ZM147 43V42H146ZM149 43V42H148ZM70 44V43H69ZM96 44V43H95ZM127 44V42L125 43V45ZM169 44V43H168ZM71 45V44H70ZM114 45V44H113ZM156 45H158V44H155V46ZM160 45V44H159ZM57 46H58V44H57ZM108 46V45H107ZM128 46H130L129 48H131L132 46L131 45H129V43H128ZM140 46H141V44H140ZM154 46V45H153ZM152 47L151 46V48L153 49V51H154V49H156V47ZM172 46V45H171ZM190 46V45H189ZM21 47V48H20ZM66 47V46H65ZM71 47V46H70ZM96 46H94V48H95ZM122 47V46H121ZM127 47V46H126ZM143 47H145V46H143ZM160 47H162V46H160ZM168 47V46H167ZM69 48V47H68ZM90 48V47H89ZM133 48V47H132ZM138 48V47H137ZM146 48V47H145ZM157 48H158V46H157ZM0 49H3V51H5L4 53H5V55H4V58H5V60H6V62H7V64H6V66H1L0 65V108L2 109V110H4V115H7V120H8V122L12 125L13 124V126H20L22 129H21V131H24V130H30L31 131V129H33L35 132H36V134H38L39 136L37 137V138H35L34 137V140L32 141V143H33V145L35 144V143H40L41 145H42V147L44 148L45 146V148L44 149H47L48 151H55V152H57L58 151V149H67V153H64V154H67L68 155V153L69 152H79L80 154L78 155L79 157H77L76 159H77V161L76 162H74L75 164H77V167L79 168V170H80V173H79V171L77 170L78 168L77 167H75V168H77V169H75L76 171L75 172H71V173H65V174H63L62 176H60V177H58L57 179H55L54 180V178H52L53 180H51L50 182H48L47 180H44V182H48V183H46L45 185L46 186H52V185H54V181H55V184L56 183H58L56 186L57 187H55L56 188V191L57 192H59V195L62 197L63 196V199H64V196H65V199L67 198V199H73L74 200V202H73V205H71V207L73 208V212L71 213V215H68L67 216V218H66V223H68L67 225H69L70 226V228H72V230L71 231H68V233H67V231H64V230H62V229H60V226L58 227L59 229H57V232L60 234V238H59V236H58V240L59 239H62V242L63 241H65L66 243H67V246H66V248H64L63 250H65L66 251V254H65V256L63 257V258H60L59 257V254L60 253H62V249H61V247L59 246L60 244H59V242H58V240H55V239H53V237L54 236H52V239L49 241L48 240V242L46 243V247L48 248V249H50V245H52V249L54 248V250H55V253H53L52 252V250L50 251L49 250V252H51L50 253V255L53 257V259H54V262H56V264H68L67 263V257L68 256H72V257H74V261H73V264H134L137 260H138V257H137V259L136 260H133V258H132V256L134 255H131V254H129V255H131V256H127V254L125 255V253H127V251H129V249L131 250V248H130V243L128 242L129 241V239L130 238H128V240L127 241H125V234L127 233L126 231H124V230H126V225L124 226L123 224V226L121 227V229L119 228V224L117 223V221L115 220V218H120V217H122L123 218V213L121 214V212H123L122 211V209H123V205L122 206H120V204L122 203V202H120V197L118 196V190H119V188H118V186H117V184H114V185H116V187L113 185V187L111 188L110 187V190L108 189V188H106V186H105V188L102 186V184H104V183H106V181H104V177L105 176H107L106 174H107V169H105L106 170V173H105V171H103V172H100L99 170H95V167H89L88 169H87V166L88 165H85L83 162H85L86 164H88L87 162L90 160V159H88V158H90L91 156L93 157V154L91 153L92 151H90L94 146L96 147V145H98V144H100V142H97V141H95V140H93L92 141V139L90 140V137H89V130L90 129H92L91 127H88L87 128V126L86 125H93V126H97L96 125V123H92V121L90 120V114L93 116V118L96 120V121H94V122H97L98 123V118L100 117H98V116H96L97 114L96 113H94L93 111H86V109H85V107H83V105L80 103V102H82L83 101V95H84V90H83V87L82 86H80V84H76V82L74 81V75H76V67L74 68V66H75V61L76 60H72L75 64L73 65L72 64V66L70 67V66H68V64H69V58H67V57H69V56H65V54L66 53H64V54H62V53H60L59 51H60V49H59V46H58V48H55V51L54 52H56V53H58V55L56 56V61H57V63H58V67L57 68H55L56 70H54V72L53 73H51V74H47V73H43V75H42V73H40L39 71H34V69H32V67L31 66H29L28 67V60H30L31 59V57H30V59H28V56H29V54H28V45H22V44H20V43H16L15 42V40H14V43L13 42H10V40L9 39H7V38H4V39H2V40H0ZM98 49H100V48H98ZM120 49V48H119ZM122 49V48H121ZM120 49V50H121ZM128 49V48H127ZM149 49V48H148ZM161 49V48H160ZM159 49V50H160ZM192 49V48H191ZM52 50V49H51ZM94 50V49H93ZM133 50V49H132ZM158 50V49H157ZM159 50H158V52H159ZM225 50H229V48H227L226 47V49ZM112 51V50H111ZM122 51V50H121ZM123 51H125V50H123ZM122 51V52H123ZM129 51V50H128ZM128 51H126V52H128ZM134 51V53L133 54H135V51L136 50H133ZM152 51V50H151ZM194 51V50H193ZM65 52V51H64ZM73 52L74 51H72V54H73ZM95 52V51H94ZM120 52V51H119ZM130 52H131V49H130ZM146 53H147V50L145 51ZM196 52V51H195ZM237 52V51H236ZM115 53V52H114ZM121 53V52H120ZM120 53H118V54H120ZM132 53V52H131ZM143 52H141V51H139V52H137L136 54H138L137 56V58H135L136 57V55L134 56V58H129L128 57V59L126 58L125 60H126V63H127V61H128V68L127 69H129V70H131V69H133L134 68V66H138L139 65V60H144V62H145V55L144 54H142ZM193 53V52H192ZM201 53V52H200ZM53 54H55V53H53ZM70 55H71V53H69ZM110 54H112V53H110ZM109 54V55H110ZM121 54H123V53H121ZM127 54V53H126ZM132 54V55H133ZM156 54V53H155ZM195 54V53H194ZM236 53L235 52H232L231 53V55H235ZM43 55V54H42ZM50 55H51V53H50ZM108 55V56H109ZM125 55V54H124ZM124 55H121L122 56V59H123V56ZM150 55V54H149ZM208 55V54H207ZM30 56H32V55H30ZM73 56V55H72ZM72 56H70V57H72ZM107 56V57H108ZM111 56V55H110ZM109 56V57H110ZM118 56V55H117ZM147 56V55H146ZM152 56V55H151ZM154 56V55H153ZM193 56V55H192ZM73 57H75V56H73ZM72 57V58H73ZM88 57V56H87ZM102 57H104V56H102ZM106 57V56H105ZM104 57V58H105ZM106 57V58H107ZM115 57V56H114ZM32 58H34V57H32ZM54 58V57H53ZM76 58V57H75ZM83 58H85V57H83ZM104 58L102 59V60H104ZM105 58V59H106ZM121 58V57H120ZM150 58V57H149ZM148 58V59H149ZM121 59V60H122ZM169 59V58H168ZM79 60V59H78ZM107 60V59H106ZM120 60V59H119ZM124 60V61H125ZM154 60H156V59H154ZM159 60H160V58H159ZM159 60H156V61H159ZM164 60V59H163ZM163 60H162V62H163ZM213 60V59H212ZM32 61H33V59H32ZM32 61H30V62H32ZM156 61H152L151 60V62L149 63L150 65H148V67H152V69H154V65L155 64H157L158 62H156ZM166 61V60H165ZM168 61V60H167ZM166 61V62H167ZM179 61V60H178ZM203 61H205V58H204V60ZM40 62L43 64V63H46L45 65H44V67L47 65V61H42V60H40ZM78 62V61H77ZM99 62H101L100 60H99ZM107 62H109V61H107ZM115 62H116V60H115ZM119 62V61H118ZM122 62V61H121ZM143 62V61H142ZM161 62V63H162ZM166 62H165V64H166ZM56 63V62H55ZM91 63V62H90ZM102 63V62H101ZM114 63V62H113ZM148 63V62H147ZM171 63V62H170ZM186 63V62H185ZM214 63V62H213ZM36 64V63H35ZM50 64H51V62H50ZM92 64H93V62H92ZM107 63H105V65H106ZM110 64V63H109ZM126 64V65H127ZM188 64V63H187ZM38 65V64H37ZM71 65V64H70ZM85 65V64H84ZM113 65V64H112ZM118 65V64H117ZM125 65V64H124ZM141 65H143V64H141ZM168 65V64H167ZM166 65V66H167ZM206 65V64H205ZM214 65H216V64H214ZM68 66V67H67ZM92 66V65H91ZM121 66H122V64H121ZM144 66H146V65H144ZM157 66H158V64H157ZM160 66V65H159ZM161 66H162V64H161ZM183 66V65H182ZM186 66V68H187V65H185ZM191 66H193V65H191ZM195 66V65H194ZM193 66V67H194ZM199 66V65H198ZM208 66H209V64H208ZM217 66H218V64H217ZM36 67V66H35ZM108 67V66H107ZM116 67H118V66H116ZM115 67V68H116ZM141 67H143V66H141ZM155 67H156V65H155ZM167 67H169V66H167ZM171 67V66H170ZM180 67V66H179ZM192 67V68H193ZM220 67H222V66H219V68ZM228 67V66H227ZM109 68V67H108ZM111 68V67H110ZM115 68H113L114 70H115ZM119 68V67H118ZM125 68H126V66H125ZM140 68V67H139ZM159 68V67H158ZM188 68H189V66H188ZM187 68V69H188ZM206 68V67H205ZM215 68L217 69L218 67H216L215 66ZM38 69V68H37ZM124 69V68H123ZM122 69V70H123ZM144 69H148L147 67L146 68H144L143 67V69L141 70V72H140V75L139 76H145L146 75V70H145V72H144ZM160 69V68H159ZM173 69V68H172ZM180 69H182V68H180ZM185 68H183L182 70H184ZM213 69V68H212ZM221 69V68H220ZM61 70H62V72H63V70H67L68 71V73H67V76L66 77H59L60 79H58V80H56L55 82H52V79L54 78V77H58V76H60L61 75ZM99 70V69H98ZM112 70V69H111ZM113 70V73L115 72ZM117 70H119V69H117ZM116 70V72H119V71H117ZM163 69H161V71H162ZM166 70V69H165ZM169 70H170V68H169ZM174 70V69H173ZM176 70V69H175ZM191 70V69H190ZM194 70V69H193ZM225 70V69H224ZM231 70V69H230ZM109 70H107V72H108ZM124 71V70H123ZM122 71V72H123ZM152 71V70H151ZM157 70H155V72H156ZM160 71V70H159ZM177 71H178V69H177ZM177 71H174L175 72V74H176V72ZM185 71H187V70H185ZM60 72V73H59ZM85 72V71H84ZM83 72V73H84ZM110 72V71H109ZM108 72V73H109ZM150 72V71H149ZM166 72V71H165ZM171 72V71H170ZM174 72H171V73H174ZM199 72V71H198ZM197 72V70L195 69V72H193V73H198ZM211 72V71H210ZM213 72V71H212ZM230 72V71H229ZM85 73H87V72H85ZM144 73H145V75H144ZM167 74L169 73L168 71L166 72ZM191 73V72H190ZM193 73H191V74H193ZM200 73V72H199ZM216 73V72H215ZM28 74H29V76H31V78L29 79V80H31L30 81V84H31V86L30 85H28ZM118 74V73H117ZM123 74V73H122ZM131 76H132V74H131V72L129 73ZM128 74V75H129ZM152 74V73H151ZM154 74V73H153ZM159 75V77L161 76H164L165 74H163V75H161L162 74V72L161 73H158ZM170 74V73H169ZM211 74V73H210ZM227 74H229V73H227ZM264 74V73H263ZM65 75V74H64ZM79 75H80V73H79ZM84 75V74H83ZM114 75H115V73H114ZM127 75V76H128ZM177 75V74H176ZM179 75V74H178ZM219 75V74H218ZM230 75H231V73H230ZM230 75H228V76H230ZM236 75V74H235ZM99 76V75H98ZM101 76H103V74H101ZM110 76H112V75H110ZM123 76V75H122ZM135 76H137L136 75V72H135ZM148 76H150V75H148ZM167 76V75H166ZM171 76V75H170ZM172 76H173V74H172ZM175 76V75H174ZM193 76V75H192ZM198 76V75H197ZM220 76H221V74H220ZM264 76V75H263ZM79 78H80V76H78ZM105 77V76H104ZM103 77V79H105V81H106V79L108 78H104ZM113 77V76H112ZM111 77V78H112ZM130 77V76H129ZM151 77H154V76H151ZM81 78H82V75H81ZM101 78V77H100ZM117 78H118V76H117ZM116 78V79H117ZM127 78V77H126ZM132 78V77H131ZM138 78V76L136 77V79ZM150 78V77H149ZM149 78L147 79V80H149ZM167 79H169V80H171L173 77H169L168 78V76L166 77ZM165 78V79H166ZM180 78V77H179ZM178 77L176 78V79H179ZM192 78H194V77H192ZM204 78V77H203ZM226 78H227V76H226ZM236 78V77H235ZM255 78V77H254ZM97 79H99V77L97 78ZM132 79H134V78H132ZM135 79V80H136ZM143 81H146L145 79L146 78H144V77H142L141 78ZM140 79V80H141ZM152 79V78H151ZM160 79V78H159ZM166 79V80H167ZM176 79H173L174 81L176 80ZM185 79V78H184ZM205 79V78H204ZM216 79V78H215ZM225 79V78H224ZM228 79V78H227ZM242 79H244V78H242ZM250 79V78H249ZM256 79V78H255ZM254 79V80H255ZM264 79V78H263ZM163 81H164V79H162ZM165 80V81H166ZM191 80V79H190ZM195 80V79H194ZM196 80H198V79H196ZM207 80V79H206ZM220 80V79H219ZM229 80V79H228ZM238 80V79H237ZM61 81V82H60ZM101 81H103V80H101ZM119 81V80H118ZM127 81H129L128 80V78H127ZM131 81V80H130ZM172 81V80H171ZM170 81V82H171ZM173 81V82H174ZM178 81V80H177ZM187 81H189V80H187ZM184 82V83H186L187 85L189 84L188 82ZM201 81H204V80H202L201 79ZM211 81V80H210ZM231 81V80H230ZM250 81H251V79H250ZM107 82V81H106ZM121 82V81H120ZM156 82H157V79H156ZM156 82H153V83H150V85L148 86V88L147 89H145V91L144 92H142L143 93V95L145 96H143V98H146L147 100H152V101H155L154 102V104H157V105H155V112H160V113H158V119H156L157 121H155L154 122V117H156V116H154L153 117V122H154V124H151V125H155L156 126V131H155V133H157V134H160V133H167L168 134V136H169V138H167V142H168V149L165 151V153H163V154H161L162 156H163V159H165V160H167L168 162H173L174 161V159H177V157H176V153H180L181 155L179 156V158H178V165H180V168L183 170V172H184V170L186 169V165H190L192 168H193V170H192V172H193V176L197 173V172H199V173H205V174H208L209 176L210 175H213V176H215V178L216 177H218L219 176V167L217 168V167H215V165L217 164V166H219V162L221 161H224L222 158V160H220V158L218 159V160H220L219 162H218V160L217 161H214V154L213 153H211V155L210 154H205L204 153V151H205V149L206 148H208V146L210 145V143L211 142H214V143H216V142H218V141H220L219 140V137H221V135H223V134H225V132H226V130H225V125L227 124V122H225V119H227V118H224V120H223V116H224V113L221 111V109H219V107H216L214 110L212 109L213 107H210L209 108V106H204V104H202V102L200 101V102H196V104H194L192 101V104L191 103H189L190 105H188L189 106V110H191L193 113V116H194V118H196L197 119V117L198 116H200L199 117V119H197V120H194L193 119V121H185V120H181V121H179V122H175L177 119H170V118H172V117H175V118H178L179 117V114L181 115V113H178L177 112V110L176 109H174V108H171L170 106H169V104L167 103V99H168V96L167 95H164V93H163V91L161 92L160 91V89H159V85L156 83ZM162 82V81H161ZM176 82V81H175ZM179 82L180 81H178L177 83H178V85L180 86V84H179ZM220 82V81H219ZM224 82V81H223ZM98 83V82H97ZM108 83V82H107ZM125 83V82H124ZM127 83H129V82H127ZM134 83V82H133ZM194 83H195V81H194ZM214 83V82H213ZM215 83H217L218 84V82H215ZM231 83V82H230ZM230 83H229V85H230ZM239 83V82H238ZM237 83V84H238ZM257 83H258V80H257ZM99 84V83H98ZM105 84V83H104ZM142 84V83H141ZM165 84V83H164ZM172 83H168V85H171ZM182 84H183V82H182ZM191 84V83H190ZM198 84H201V83H197L196 85H198ZM205 84V83H204ZM223 84V83H222ZM252 84H254V83H252ZM86 85V84H85ZM100 85H102V84H100ZM111 85V84H110ZM113 85H115V84H113ZM121 85V84H120ZM160 85H161V83H160ZM176 84H174V86H175ZM178 85H176V86H178ZM195 85V84H194ZM207 85V84H206ZM209 85V84H208ZM207 85V86H208ZM213 84L211 83V86H212ZM220 85H221V83H220ZM248 85V84H247ZM29 86V87H28ZM97 86V85H96ZM106 86V85H105ZM136 87L138 86V85H135ZM134 85L132 86V87H135ZM143 86V85H142ZM141 85H140V87H142ZM147 86V85H146ZM165 86H166V84H165ZM173 87V86H171L170 88H171V90H172V88H177V87ZM178 86V88H181V86L179 87ZM189 86V85H188ZM193 86V85H192ZM201 86V85H200ZM223 86V85H222ZM85 87V86H84ZM111 88H112V86H110ZM161 87V86H160ZM164 87V86H163ZM168 87V86H167ZM199 86H197V87H195L194 86V88L196 89V88H198ZM205 87V86H204ZM209 87V86H208ZM212 87H214V86H212ZM216 87H218V85L216 86ZM216 87H214V88H216ZM91 88V87H90ZM97 88H99L98 86H97ZM102 88H104V87H102ZM101 88V89H102ZM105 88H107L106 89V91L108 90V89H110L109 87H105ZM122 88V87H121ZM169 88V87H168ZM168 88H166V89H168ZM183 88V87H182ZM192 88V87H191ZM193 88V89H194ZM201 88V87H200ZM211 88V87H210ZM209 88V89H210ZM214 88H211V89H213L214 90ZM221 88V87H220ZM228 88V87H227ZM233 88V87H232ZM118 89V88H117ZM116 89V90H117ZM120 89V88H119ZM123 89V88H122ZM127 89L128 88H126V92H127ZM130 89V88H129ZM134 89H136V88H134ZM133 89V90H134ZM137 89H140V88H137ZM142 89V88H141ZM140 89V90H141ZM184 89H185V87H184ZM189 89H190V87H189ZM195 89H194V92H195ZM205 89V88H204ZM208 88H206V90H207ZM247 89V88H246ZM89 90V89H88ZM114 90H115V88H114ZM133 90H131V91H133ZM164 90V89H163ZM170 90V89H169ZM179 90V89H178ZM186 90V89H185ZM192 90V89H191ZM198 90V89H197ZM202 90V89H201ZM226 90V89H225ZM262 90V89H261ZM103 91V90H102ZM101 91V92H102ZM108 91H110V90H108ZM119 91V90H118ZM121 91V90H120ZM119 91V92H120ZM123 91V90H122ZM125 91V90H124ZM123 91V92H124ZM139 91V90H138ZM176 91V90H175ZM188 91V90H187ZM187 91H185V92H187ZM193 91V90H192ZM203 91V90H202ZM209 91H211V90H209ZM224 91V90H223ZM234 91H235V89H234ZM251 91H252V89H251ZM98 92V91H97ZM104 92H105V89H104ZM111 92V91H110ZM109 92V93H110ZM115 92V91H114ZM114 92H111L112 94L114 93ZM119 92H117V93H119ZM140 92V91H139ZM139 92H138V94H139ZM177 92V91H176ZM184 92V91H183ZM184 92V93H185ZM201 92V91H200ZM226 92V91H225ZM228 92V91H227ZM226 92V93H227ZM244 92V91H243ZM263 92V91H262ZM48 93L50 94V99L48 98L49 96H48ZM94 93V92H93ZM96 93V92H95ZM95 93L93 94L94 96H95ZM106 93V92H105ZM110 93V94H111ZM116 93V92H115ZM128 93H129V91H128ZM134 93H136V91L134 92ZM133 93V94H134ZM163 93V97L161 96V98H160V100H159V102H157L158 101V98L160 97V95ZM171 93V92H170ZM178 93V92H177ZM177 93H174V94H177ZM180 93H182V92H180ZM183 93V94H184ZM209 93V92H208ZM207 93V94H208ZM211 93V92H210ZM216 94H218L217 93V91L215 92ZM224 93V92H223ZM253 93V92H252ZM259 93V92H258ZM104 94V93H103ZM107 94V93H106ZM110 94H108V95H106V96H110ZM122 94V93H121ZM124 94H125V92H124ZM133 94H131L132 95V97H133ZM167 94V93H166ZM172 94H173V92H172ZM187 94V93H186ZM198 94V93H197ZM196 94V95H197ZM220 94H221V91H220ZM140 95V94H139ZM159 95V97L157 98V96ZM206 95V94H205ZM211 95V94H210ZM254 95V94H253ZM98 96H99V94H98ZM114 95H112V97H113ZM121 96V95H120ZM127 96V95H126ZM135 96V95H134ZM172 96V95H171ZM179 97H180V94L178 95ZM177 95L176 96H174V98L175 97H178ZM184 96V95H183ZM192 96V95H191ZM198 96H200L199 94H198ZM211 96H213V94L211 95ZM216 96V95H215ZM221 96V95H220ZM224 97H225V95H223ZM258 96H259V94H258ZM52 97H55V98H52ZM91 97H93V96H91ZM97 97V96H96ZM100 97H102V94H100ZM108 97H106V98H108ZM111 97V98H112ZM117 97V96H116ZM116 97H114V99L116 98ZM123 97H125V96H123ZM123 97H121V99L123 98ZM128 97V96H127ZM131 97V96H130ZM173 97V96H172ZM201 97H202V95H201ZM217 97V96H216ZM231 97V96H230ZM251 97H252V95H251ZM250 97V98H251ZM257 97V96H256ZM98 98V97H97ZM97 98H95V99H97ZM104 98V96L101 98V99H103ZM141 98V97H140ZM181 98H182V96H181ZM208 98H210V96L208 97ZM218 98V97H217ZM232 98V97H231ZM89 99V98H88ZM99 99V98H98ZM100 99V100H101ZM113 99V98H112ZM110 100V101H113V100ZM120 99V100H121ZM127 99V98H126ZM135 98H133V100H134ZM136 99H139V97L138 98H136ZM142 99V98H141ZM214 99V98H213ZM233 99H235V98H233ZM238 99V98H237ZM90 100V99H89ZM92 100V99H91ZM123 100H124V102H125V99L123 98ZM122 100V101H123ZM128 100V99H127ZM131 100V99H130ZM133 100H131V102L133 101ZM145 100V99H144ZM143 100V101H144ZM163 100H165V104H167V105H164L163 103H164V101ZM171 100H172V98H171ZM177 101H178V99H176ZM184 99H182V100H180V102L181 101H183ZM210 100V99H209ZM218 100V99H217ZM220 100L222 101V99L220 98ZM230 99H228V101H229ZM87 101V100H86ZM104 101V100H103ZM106 101V100H105ZM135 101V100H134ZM136 101H138V100H136ZM135 101V102H136ZM142 101V100H141ZM143 101L141 102V104L143 103ZM169 101V100H168ZM176 101V102H177ZM211 101L213 102V100L211 99ZM251 101H253V99L251 100ZM95 102V101H94ZM107 102H108V100H107ZM106 102V103H107ZM140 102V101H139ZM186 102L188 103V101L186 100ZM209 102V101H208ZM207 102V104L206 105H210L209 103ZM217 102V101H216ZM230 103H231V105L232 106H234L235 105V103H237V101L235 100V101H229ZM240 102V101H239ZM238 102V103H239ZM244 102V101H243ZM247 102H249V101H247ZM97 103V102H96ZM96 103H95V106H96ZM101 103V102H100ZM99 103V104H100ZM110 103V102H109ZM116 103H121V102H117L116 101ZM128 103V102H127ZM130 103V102H129ZM147 103V102H146ZM159 103V104H158ZM214 103V102H213ZM237 103V104H238ZM249 103H253V102H249ZM93 104V103H92ZM102 104H105V102L104 103H102ZM111 104L114 106L115 105V103L113 104L112 102H111ZM123 105L124 104H126V103H122ZM173 104H175L174 102L172 103V105ZM212 104V103H211ZM246 104V103H245ZM254 104V103H253ZM259 104V103H258ZM85 105H87L86 104V102H85ZM84 105V106H85ZM106 105V104H105ZM111 105V106H112ZM122 105V106H123ZM129 105V104H128ZM140 105V104H139ZM146 105V104H145ZM247 105V104H246ZM244 106V105H241V107H246L245 108V112H247V106ZM81 106V107H80ZM93 106V105H92ZM98 106H100V105H98ZM103 106V105H102ZM108 106H110V105H108ZM116 106V105H115ZM127 105H125V107H126ZM137 106V105H136ZM215 106V105H214ZM249 106V105H248ZM253 106V105H252ZM259 106V105H258ZM105 107V106H104ZM118 107V104H117V106H116V108ZM146 107V106H145ZM150 107V106H149ZM182 107V106H181ZM181 107H179V109L181 108ZM239 107V106H238ZM237 107V108H238ZM251 107V106H250ZM89 108V107H88ZM92 108V107H91ZM90 108V109H91ZM103 108V107H102ZM112 109H113V107H111ZM121 108V107H120ZM133 108V107H132ZM152 108V107H151ZM151 108H150V111H151ZM186 108V107H185ZM184 108V109H185ZM234 108V107H233ZM236 108V109H237ZM256 108H258V107H256ZM256 108L254 109V111L256 110ZM264 108V107H263ZM262 108V109H263ZM105 109V108H104ZM126 109H128V108H126ZM130 109V108H129ZM134 109H135V107H134ZM147 109V108H146ZM149 109V108H148ZM183 109V112H185V110ZM228 109H229V107H228ZM243 109V108H242ZM253 109V108H252ZM262 109H259V110H261L262 111ZM87 110H89V109H87ZM106 110V109H105ZM110 110V109H109ZM114 110H115V108H114ZM117 110V109H116ZM131 110H133V109H131ZM137 110H139V108H137ZM181 110V109H180ZM187 110V109H186ZM189 110H187V111H189ZM231 110V109H230ZM250 110V109H249ZM264 110V109H263ZM117 111H119V109L117 110ZM130 111V110H129ZM143 110H141V112H142ZM149 111V110H148ZM190 111V112H191ZM195 111V112H194ZM229 111V110H228ZM244 111V110H243ZM242 111V112H243ZM95 112H97V109H96V111ZM101 112V111H100ZM103 112V111H102ZM120 112V111H119ZM122 112V111H121ZM131 112V111H130ZM130 112H127L128 114L130 113ZM134 112H136L135 110H134ZM134 112H132V114L134 113ZM139 112V111H138ZM144 112H145V109H144ZM144 112H142V114L144 113ZM153 112V111H152ZM151 112V113H152ZM189 112V113H190ZM241 112V111H240ZM239 112V113H240ZM253 112V111H252ZM252 112H249V114L251 113L252 114ZM258 112V111H257ZM257 112H256V114H257ZM108 114H109V111L107 112ZM106 113V114H107ZM114 113V112H113ZM124 112H122V114H123ZM126 113V114H127ZM195 113H197V114H195ZM244 113V112H243ZM243 113H242V116H243ZM259 113V112H258ZM16 115V116H18V119L17 120H13V115ZM103 114H105V111H104V113ZM119 114H121V113H119ZM125 114V115H126ZM135 114V113H134ZM133 114V115H134ZM142 114H141V116H142ZM147 114H150V113H147ZM186 114V113H185ZM184 114V115H185ZM241 114V113H240ZM255 114V113H254ZM254 114H253V116H254ZM99 115H101V114H99ZM124 115V114H123ZM131 115V114H130ZM132 115V116H133ZM136 115V114H135ZM134 115V116H135ZM137 115H138V113H137ZM154 115H156V114H154ZM184 115H182V116H184ZM188 113H187V117H188ZM246 115V114H245ZM244 115V116H245ZM259 115H260V113H259ZM56 116H57V119H56ZM171 116V117H170ZM239 116V115H238ZM96 117H98L97 119H96ZM108 117V116H107ZM121 117V116H120ZM124 117V116H123ZM170 117V118H169ZM181 117V116H180ZM190 117H192V116H190ZM226 117V116H225ZM235 117V116H234ZM248 117V116H247ZM71 118V119H70ZM105 118V117H104ZM116 118V117H115ZM131 118V117H130ZM141 118V117H140ZM143 118V117H142ZM145 119H146V117H144ZM144 118H143V120H144ZM149 118H151V116H149ZM148 118V119H149ZM245 117H243V118H239L241 121H242V123H240L239 121V125L241 126V128H242V126H244L245 125V123H246V119H244ZM249 118V117H248ZM252 118V117H251ZM254 118V117H253ZM99 119H101V118H99ZM106 119V118H105ZM121 119V118H120ZM124 119V121H125V119L126 118H123ZM147 119V120H148ZM229 119V118H228ZM250 119V118H249ZM255 119V118H254ZM259 119V118H258ZM258 119H256V121L258 120ZM11 120H13V121H11ZM57 120V121H56ZM102 120H103V118H102ZM132 119H130V121H131ZM136 120V119H135ZM141 120V119H140ZM139 120V121H140ZM237 120H238V118H237ZM236 120V121H237ZM11 121V122H10ZM17 121V122H16ZM101 121V120H100ZM99 121V122H100ZM127 121V120H126ZM149 121V120H148ZM148 121H146V122H148ZM152 121V120H151ZM235 120H233V123H235L236 122ZM252 121H253V119H252ZM261 121H262V118H261ZM102 122H104V121H102ZM107 122V121H106ZM128 122V121H127ZM126 122V123H127ZM254 122H255V120H254ZM254 122H253V126L256 124V122H255V124H254ZM105 123V122H104ZM108 123V122H107ZM136 123V122H135ZM144 123V125H145V122H143ZM232 123V124H233ZM237 123V122H236ZM83 124V125H82ZM101 124V123H100ZM99 124V126L96 128L97 130H99L98 132H102L103 133V131H102V128L100 127L101 125ZM114 124V123H113ZM105 125V124H104ZM103 125V126H104ZM122 125H123V123H122ZM125 125V124H124ZM129 125H130V122H129ZM150 125V126H151ZM220 126V133H218V132H214V128L216 127V126ZM248 125V124H247ZM250 126L252 125V123L250 122V124H249ZM248 125V126H249ZM259 125V124H258ZM257 125V126H258ZM264 125V124H263ZM107 126V125H106ZM149 126V127H150ZM238 126V125H237ZM256 126V125H255ZM254 126V127H255ZM105 127V126H104ZM108 127V126H107ZM106 127V128H107ZM231 127V126H230ZM247 127V126H246ZM245 127V128H246ZM254 127H253V131L255 132V130H254ZM95 128V127H94ZM106 128H105V131H106ZM128 128V127H127ZM232 128H235V126L234 127H232ZM237 128V127H236ZM235 128V129H236ZM244 128V129H245ZM247 128H249V127H247ZM252 128V127H251ZM259 128V127H258ZM89 129V130H88ZM117 129V128H116ZM122 129V128H121ZM124 129L125 128H123V131H124ZM238 129V128H237ZM243 129V128H242ZM241 129V130H242ZM250 129V128H249ZM93 130V129H92ZM92 130H90V131H92ZM113 130H114V127H113ZM132 130H134V128L132 129ZM132 130H130L131 132H132ZM239 130H240V127H239ZM247 129H245V131H246ZM252 130V129H251ZM104 131V132H105ZM110 131H112L111 129H110ZM120 131V130H119ZM122 131V132H123ZM136 131V130H135ZM217 131V130H216ZM243 131V130H242ZM244 131V132H245ZM248 131H250V130H248ZM5 135L3 136V135H0V145H1V143H2V146L0 147V264H39L38 262H36L37 260H34V258L31 256V247L29 248L28 246H29V243H28V236H30L31 234H32V230H31V228H30V226H29V222H28V217L30 216H28V195H29V197L30 196H33L34 195V193H36V192H34L32 189H30L29 191H28V195L27 194H24V189L22 190V188H24L25 187V185L23 184V182H21V181H23V180H25L26 181V179L24 178V177H19L20 179H18V177L16 176V174H15V170L17 169V168H23L21 165H23V162H22V164L21 165H17L16 163H17V161H15V159H14V157H13V155H12V153H11V150H10V146H11V140H12V138H13V136L11 135V132H10V127H9V125L8 126H6V129H5ZM33 132V131H32ZM108 132V131H107ZM115 132V131H114ZM117 132V131H116ZM232 132V131H231ZM244 132H243V137H244V139H245V136H250V135H252V134H250V132H249V134L248 135H246L245 134V136H244ZM257 132V131H256ZM255 132V133H256ZM93 134H95V135H97L96 134V132L94 133V132H92ZM112 133V132H111ZM139 133V132H138ZM234 133V132H233ZM236 133V132H235ZM239 133H240V131H239ZM239 133H238V135H239ZM246 133V132H245ZM252 133V132H251ZM108 134V133H107ZM132 134V133H131ZM140 134V133H139ZM25 135V134H24ZM100 135V134H99ZM115 135H117V134H115ZM226 135V134H225ZM231 135V134H230ZM229 135V136H230ZM33 136V135H32ZM91 136V135H90ZM98 136V135H97ZM103 137L105 136V135H102ZM107 136V135H106ZM109 136V135H108ZM240 136V135H239ZM254 136V135H253ZM252 136V137H253ZM259 136V135H258ZM99 137V136H98ZM110 137H112V135L110 134ZM236 137V136H235ZM247 137V138H248ZM251 137V136H250ZM33 138V137H32ZM102 138V137H101ZM106 138V137H105ZM131 138V137H130ZM230 138V137H229ZM234 138V137H233ZM127 139V138H126ZM132 139V138H131ZM166 139V138H165ZM241 139V138H240ZM243 139V140H244ZM259 139V138H258ZM237 140V139H236ZM239 140V139H238ZM242 140V141H243ZM249 140V139H248ZM253 141H255L254 139H252ZM257 140V139H256ZM21 141V140H20ZM223 141H225V140H223ZM223 141H222V144H223ZM236 142V141H235ZM241 142V141H240ZM243 142H245V141H243ZM19 143V140L16 142V144H18ZM26 143H28V141L27 142H25L24 144H26ZM108 143V142H107ZM242 143V142H241ZM222 144H219V145H222ZM234 144V143H233ZM262 144H263V142H262ZM261 144V145H262ZM23 145V144H22ZM40 145V146H41ZM218 145V146H219ZM238 145H239V143H238ZM101 146V145H100ZM114 146V145H113ZM223 146V145H222ZM221 146V147H222ZM254 146H257L258 147V145H254L253 144V148H254ZM62 147V148H61ZM103 147H104V149H105V152L103 153V155H102V153H101V157H98V158H101V160L103 159H108L107 157H105L106 155L105 154H110V155H116V156H118L119 157V161H121V159L122 158H124V160H122L123 161V167H125V168H127L126 166H132V165H130V159L128 158V156L129 155H120V154H117V152L116 151H118V150H113L112 151V149H110V148H108V147H106L105 145H103ZM210 147V146H209ZM212 147V146H211ZM247 146H245V148H246ZM259 147H261V146H259ZM113 148V147H112ZM217 149H218V147H216ZM233 148H234V146H233ZM240 148H241V146H240ZM223 149V148H222ZM243 149V148H242ZM247 150H249L248 148H246ZM251 149H252V147H251ZM255 149V148H254ZM23 150V149H22ZM94 150L96 151V149L94 148ZM98 150V149H97ZM99 150H100V148H99ZM98 150V151H99ZM121 150V149H120ZM124 150V149H123ZM214 150V149H213ZM212 150V151H213ZM224 150V149H223ZM226 150V149H225ZM245 150V149H244ZM208 151V150H207ZM211 151V152H212ZM228 151V150H227ZM255 151H256V149H255ZM254 151V152H255ZM20 152H23V151H20ZM26 152V151H25ZM97 152V151H96ZM120 151H118V153H119ZM215 152H216V150H215ZM229 152H230V154L232 153V150L230 149L229 150ZM241 152V151H240ZM240 152L238 153V155L240 154ZM249 152H250V150H249ZM253 152V153H254ZM30 153V152H29ZM129 153H130V150H129ZM225 152H223V154H224ZM234 151H233V153L230 155L228 152H226V155L224 156V157H227V155L229 156V158H230V156H234ZM243 153V152H242ZM244 153H246V152H244ZM26 154H28V151L26 152ZM56 154V153H55ZM100 154V153H99ZM255 154H258V153H255ZM262 154V153H261ZM24 155V153L22 154V156ZM207 155V156H206ZM216 155V154H215ZM222 155V154H221ZM220 155V156H221ZM248 154L246 153V156H247ZM263 155V154H262ZM125 156V157H124ZM218 156V155H217ZM236 157H237V155H235ZM243 156H245V155H243ZM242 156V157H243ZM245 156V157H246ZM250 156V155H249ZM255 156V155H254ZM17 157V156H16ZM15 157V158H16ZM24 157V156H23ZM117 157V158H118ZM122 157V158H121ZM239 157V156H238ZM245 157H243V158H245ZM253 157V156H252ZM217 158V157H216ZM239 158H241V157H239ZM239 158L238 159H236L237 161L239 160ZM248 158V157H247ZM257 158V157H256ZM261 158H262V156H261ZM74 159V158H73ZM92 159H95V156L92 158ZM97 159V158H96ZM130 161H129V160ZM207 159L210 161L211 160V163H212V165H214V166H212V165H210V163L207 161ZM249 159V158H248ZM103 160L102 161H99V164L97 165L96 164V166L98 167V168H100L101 169V167H103V166H105L104 164H106L105 162L106 161H104L103 162ZM109 160V159H108ZM231 161H232V159H230ZM229 160V161H230ZM233 160H235V159H233ZM264 160V159H263ZM19 161V160H18ZM74 161V160H73ZM113 161V160H112ZM230 161V162H231ZM241 161V160H240ZM240 161H238V162H240ZM242 161H246V160H243L242 159ZM248 161H250V160H248ZM97 162V161H96ZM110 162V161H109ZM213 162H215V163H213ZM216 162H218V163H216ZM235 161H233V163H234ZM28 163V162H27ZM71 163V162H70ZM74 163H72V164H74ZM90 163V162H89ZM98 163V162H97ZM237 163V162H236ZM235 163V164H236ZM240 163H242V162H240ZM93 164H95L94 162H93ZM121 164V163H120ZM121 164V165H122ZM132 164V163H131ZM234 164V165H235ZM252 164V163H251ZM261 164H263V161H261ZM85 165V166H84ZM255 164H253V165H251V166H254ZM24 166V165H23ZM107 166H109V164L107 165ZM112 166V165H111ZM212 166V167H211ZM257 166V165H256ZM64 167V166H63ZM62 167V168H63ZM114 167V166H113ZM28 168V167H27ZM36 168H39V167H36ZM71 168H73V167H71ZM83 168V169H82ZM104 168V167H103ZM241 168V167H240ZM23 169H26V168H23ZM112 169V168H111ZM231 169V168H230ZM233 169H235L234 167H233ZM255 169V168H254ZM264 169V168H263ZM26 170H28V169H26ZM38 170V169H37ZM113 170H117L116 168H114ZM126 170V169H125ZM242 170V169H241ZM19 170L17 169V171H16V173L18 174V173H20V172H18ZM21 171V170H20ZM34 171V170H33ZM77 171H78V173H77ZM82 171V172H81ZM102 171V170H101ZM240 171V170H239ZM243 171V170H242ZM35 172H37V171H35ZM41 172V171H40ZM39 172V173H40ZM109 172V171H108ZM111 172V171H110ZM117 172V171H116ZM159 171L157 170V173H158ZM189 172H191V171H189ZM224 172V171H223ZM244 172V171H243ZM42 173H43V171H42ZM166 173H168V174H172V172L170 171V169L168 168V170H166ZM228 173V172H227ZM245 173V172H244ZM252 173V172H251ZM259 173H261V171L259 172ZM259 173H257L258 174V178H259ZM21 174V173H20ZM26 174H28V173H26ZM53 174V173H52ZM125 174H126V172H125ZM136 174V173H135ZM223 174V173H222ZM23 175V174H22ZM31 175V174H30ZM110 175V174H109ZM113 175V174H112ZM116 175V174H115ZM123 175V174H122ZM201 175V174H200ZM230 176H232L231 174H229ZM236 175V174H235ZM242 175V174H241ZM240 175V177L242 178V176ZM245 175H246V173H245ZM251 175V174H250ZM250 175H249V177H250ZM252 175H253V173H252ZM251 175V176H252ZM45 176H47V175H45ZM119 176V175H118ZM127 176V175H126ZM125 176V177H126ZM187 176V175H186ZM212 176V177H213ZM243 176H244V174H243ZM255 176V175H254ZM260 176H261V174H260ZM120 177V176H119ZM118 177V178H119ZM132 177V176H131ZM130 177V178H131ZM134 177V176H133ZM226 177V176H225ZM234 177H236V176H234ZM238 177V176H237ZM240 177H239V179H240ZM257 177V176H256ZM255 177V178H256ZM262 177V176H261ZM41 178V177H40ZM39 178V179H40ZM118 178H116V179H118ZM135 178V177H134ZM232 178H233V176H232ZM246 178H247V176H246ZM253 178V177H252ZM263 178V177H262ZM37 179V178H36ZM43 179V178H42ZM51 179V178H50ZM113 179H114V176H113ZM112 179V180H113ZM132 179V178H131ZM169 179H171V178H169ZM221 179V178H220ZM228 179V178H227ZM238 179V180H239ZM251 179V178H250ZM259 179H261V178H259ZM129 180V179H128ZM177 180V181H176ZM176 180H174V182H172V184H174L173 185V188L174 187H178V186H180V179L177 177L176 178ZM235 180H237L236 178H235ZM243 179H241L240 181H242ZM263 180H264V178H263ZM263 180L261 181V182H263ZM28 181V180H27ZM37 181V180H36ZM40 181V180H39ZM111 183H112V181L111 180H109ZM109 181H108V183H109ZM114 181V180H113ZM193 182L192 183H190V186H191V189L193 188V191H190L189 190V192H188V190H187V188L186 189H184L182 192V194H181V199H185V200H187V196L189 197V199H191L190 201H189V203L190 202H192L193 203V205L194 206H192V208H190L191 210L193 209V211H200V210H202V209H200L201 207H202V205H201V207H200V205L199 204H197L196 202H195V195L197 194V191H200V192H205V193H207L209 190H208V188L207 189H205V184H200L198 181H194V180H192ZM219 181V180H218ZM249 181V180H248ZM257 181H258V179H257ZM256 181V182H257ZM43 182V181H42ZM238 182V181H237ZM236 182V183H237ZM243 182V181H242ZM252 182H255V180H253ZM259 182V181H258ZM260 182V183H261ZM36 183V182H35ZM110 183V184H111ZM114 183V182H113ZM116 183V182H115ZM127 183V182H126ZM125 183V184H126ZM239 183V182H238ZM247 183V182H246ZM20 184V185H19ZM189 184V183H188ZM215 184H216V182H215ZM218 184V183H217ZM232 184H233V181H232ZM250 184V183H249ZM254 184H256V183H254ZM19 185V186H18ZM41 185V184H40ZM121 185V184H120ZM127 185H128V183H127ZM142 185V184H141ZM141 185H139V186H141ZM235 185H237V184H235ZM250 185H253V184H250ZM258 185V184H257ZM261 185V184H260ZM39 186V185H38ZM109 186H111V185H109ZM139 186H137L136 185V187H137V189L135 188V190H138V193H140L139 192ZM161 186V184L159 185H156L155 184V186L153 187L154 189V192L155 191H157L158 189H159V187ZM223 186V185H222ZM221 186V187H222ZM240 186V185H239ZM243 186V185H242ZM262 186H264V184L262 185ZM16 187V188H15ZM41 187H43V186H41ZM126 187V186H125ZM128 187H129V185H128ZM214 187V186H213ZM232 187V186H231ZM230 187V188H231ZM244 187V186H243ZM242 187V188H243ZM246 187V186H245ZM248 187V186H247ZM256 187V186H255ZM260 187V186H259ZM132 188V187H131ZM170 188V187H169ZM229 188V187H228ZM241 188V189H242ZM252 188H254L253 186H252ZM261 188H264V187H261ZM110 191H108V190ZM118 189V190H117ZM121 189H123V186H122V188ZM140 189H142V188H140ZM220 189V188H219ZM218 189V190H219ZM226 189H227V187L226 186H223L222 188H221V191H222V193L223 192H225L226 191ZM233 189V188H232ZM246 189H248V188H246ZM112 190H113V196L110 198L111 199V207H112V209H110L109 207H107L106 206V200H105V195H108V193H110V195H112L111 194V192H112ZM164 190V189H163ZM172 190H175V189H172L171 188V190H169V191H167L168 193L170 192V191H172ZM217 190V191H218ZM252 190V189H251ZM40 192L39 193H41V190H39ZM143 191V190H142ZM141 191V192H142ZM159 191V190H158ZM177 191V190H176ZM230 191V190H229ZM236 192H237V190H235ZM241 191V190H240ZM245 191V190H244ZM190 192H192V196L190 195L191 193ZM200 192H199V194H200ZM242 192V191H241ZM241 192H240V194H241ZM156 193H160V192H156ZM167 193V194H168ZM175 193V192H174ZM233 193V192H232ZM24 194V195H23ZM199 194H197V196H199L200 197V195ZM217 194V193H216ZM251 194V193H250ZM257 194V193H256ZM40 195H42V194H40ZM110 195H108V196H110ZM121 195H124V194H122L121 193ZM164 195V194H163ZM222 195V194H221ZM245 195H247V193L245 194ZM245 195H243V196H245ZM126 196V195H125ZM166 196V195H165ZM168 196V195H167ZM206 196V195H205ZM210 196V195H209ZM253 196V195H252ZM257 196V195H256ZM34 197H35V195H34ZM36 197H38V196H36ZM57 197V196H56ZM216 197H217V195H216ZM242 197V196H241ZM247 197H248V195H247ZM42 198V197H41ZM40 198V199H41ZM48 198V197H47ZM125 198V197H124ZM194 198V199H193ZM210 198V197H209ZM219 198V197H218ZM222 198V197H221ZM253 198V197H252ZM55 199H57V198H55ZM107 199V198H106ZM109 199V200H110ZM120 199V200H119ZM227 199V198H226ZM20 200V201H19ZM22 200V201H21ZM47 200V199H46ZM108 200V201H109ZM132 200V199H131ZM199 200V199H198ZM201 200V199H200ZM208 200V199H207ZM206 200V201H207ZM246 200V199H245ZM33 201V200H32ZM31 201V202H32ZM43 201H45L44 199H43ZM62 201V200H61ZM228 201V200H227ZM226 201V202H227ZM110 202V201H109ZM124 202V201H123ZM180 201H175L174 202V204H173V210L171 211V213H169L170 214V216H168V217H166L165 219H160V220H156V219H149L151 222H150V225L148 224L149 223V221H144V222H141V221H135L136 223L137 222H139V224H141L138 228H140L141 230H139V229H137L138 231L137 232H139V234L140 235H142L141 233H143L144 235L142 236V238L144 237V236H146V237H144L143 238V240L144 239H146V242L147 241H151V239H152V241H153V238H157V239H159L162 235H164L165 233L166 234H168L169 236H172V235H170V234H175L174 236L175 237H178L177 236V234L178 233H181V232H178L177 233V230H179L180 228H178L179 227V225L178 224H180L181 226H183L184 228H187L188 226H187V224H185L184 222H182V221H180L179 219L178 220H176V219H174V217H175V214H177V215H179V214H182V213H184L183 212V209L185 210V208H184V204L182 205L181 203H179ZM186 202V201H185ZM188 202V201H187ZM202 202V201H201ZM200 202V204H202ZM222 201H220V203H221ZM235 202V201H234ZM30 203V202H29ZM47 203V202H46ZM183 203V202H182ZM199 203V202H198ZM208 203H209V201H208ZM208 203H206L207 205H208ZM210 203H211V201H210ZM210 203H209V205H210ZM231 203H233L232 201H231ZM110 204V203H109ZM123 204V203H122ZM188 204V203H187ZM204 204V203H203ZM212 204V203H211ZM218 204V203H217ZM238 204V203H237ZM236 204V205H237ZM27 205V206H26ZM31 205V204H30ZM45 205V204H44ZM108 205V204H107ZM189 205H191V204H189ZM197 205H199V206H197ZM206 205V210H208V206ZM215 205V204H214ZM239 205H240V203H239ZM33 206H34V204H33ZM46 206H47V204H46ZM211 206V205H210ZM223 206V205H222ZM70 206H68V209H70L71 208ZM190 207V206H189ZM199 207V208H198ZM216 207V206H215ZM219 207V206H218ZM229 207V206H228ZM249 207V206H248ZM251 207V206H250ZM249 207V208H250ZM24 208L25 209H27V212L26 211H24ZM47 208V207H46ZM211 208V207H210ZM223 208V207H222ZM248 208V209H249ZM125 209V208H124ZM188 209V208H187ZM205 209V208H204ZM219 209V208H218ZM229 209V208H228ZM227 209V210H228ZM36 210H38V209H36ZM35 210V211H36ZM216 210V209H215ZM225 210H226V208H225ZM252 210V209H251ZM260 210V209H259ZM134 211V210H133ZM132 211V212H133ZM203 212L205 211V210H202ZM221 211H222V209H221ZM230 211H231V209H230ZM229 211V212H230ZM250 211V210H249ZM189 212V211H188ZM203 212H202V214H203ZM231 212H233V211H231ZM48 213L49 212H47V215H48ZM120 213V214H119ZM168 213V212H167ZM201 213V212H200ZM212 213V212H211ZM225 213V212H224ZM36 214V213H35ZM118 214H119V216H118ZM135 214V213H134ZM142 214V213H141ZM193 214V213H192ZM230 214V213H229ZM238 214V213H237ZM242 214V213H241ZM247 214H248V212H247ZM165 215H166V213H165ZM228 215V214H227ZM232 215V214H231ZM258 215V214H257ZM126 216V215H125ZM137 216V215H136ZM135 216V217H136ZM163 216V215H162ZM193 216H194V214H193ZM210 216V215H209ZM238 216V215H237ZM249 216V215H248ZM254 216V215H253ZM34 217V216H33ZM32 217V218H33ZM39 217V216H38ZM140 217H141V215H140ZM145 217V216H144ZM191 217V216H190ZM195 217V216H194ZM241 217H244L243 216V214H242V216ZM126 218V217H125ZM146 218V217H145ZM159 218V217H158ZM226 218H230V215H228V217H226ZM249 218H251V216H249ZM253 218V217H252ZM259 218V217H258ZM147 219V220H148ZM193 219V218H192ZM209 219V218H208ZM233 219V218H232ZM31 220V219H30ZM139 220V219H138ZM196 220H198V219H196ZM47 221V220H46ZM120 221H122V220H120ZM126 221H128L129 222V220H127L126 219ZM126 221L124 222V223H126ZM142 221H143V218H142ZM160 221V222H159ZM188 221V220H187ZM189 221H190V219H189ZM146 222H147V224H146ZM168 222H170V223H168ZM201 222V221H200ZM199 222V223H200ZM207 222V221H206ZM219 222V221H218ZM221 222V221H220ZM235 222V221H234ZM261 222V221H260ZM25 223V224H24ZM27 223V224H26ZM49 223V222H48ZM47 222L46 223H43V226H45L46 228L48 227V225H46V224H48ZM121 223V222H120ZM130 223V222H129ZM161 223V224H160ZM165 223L168 225H165ZM189 223V222H188ZM224 223V222H223ZM190 224V223H189ZM214 224V223H213ZM51 225V224H50ZM135 225V224H134ZM133 225V226H134ZM137 225H138V223H137ZM193 225V224H192ZM197 225V224H196ZM201 225V224H200ZM204 225V224H203ZM220 225V224H219ZM229 225V224H228ZM132 226V227H133ZM143 226H148L149 228H147V229H150V230H145L144 229V227ZM166 226V227H165ZM202 226V225H201ZM215 226H216V224L215 225H213L212 227H214L215 228ZM221 226V225H220ZM234 226V225H233ZM54 227V226H53ZM127 227H128V225H127ZM141 227H143V228H141ZM163 227V229L164 230H162L161 228ZM200 227V226H199ZM204 227H205V225H204ZM237 227V226H236ZM50 228H52V226L51 227H49V230L51 231L52 229H50ZM57 228V227H56ZM67 228V227H66ZM125 228V229H124ZM136 228V227H135ZM134 228V229H135ZM217 228H219V226L217 227ZM216 228V229H217ZM226 228V227H225ZM249 228V227H248ZM197 229V228H196ZM202 229V228H201ZM204 229V228H203ZM215 229V230H216ZM229 229V228H228ZM35 230V229H34ZM40 230H41V228H40ZM40 230H39V232H40ZM191 230V229H190ZM193 230V229H192ZM206 230V229H205ZM205 230H204V232H205ZM219 230H221V229H219ZM218 229L216 230V231H219ZM46 231V230H45ZM49 231V232H50ZM53 231V230H52ZM133 231V230H132ZM194 231V230H193ZM192 231V232H193ZM129 232V231H128ZM134 232V231H133ZM183 232V231H182ZM208 232V231H207ZM224 232V231H223ZM241 231H238L237 233H234V234H232V235H228L229 236V239L231 240V243L230 244H234L236 241L234 240V239H236L237 237H238V235L239 234H241L240 233ZM28 233H29V235H28ZM45 233V232H44ZM55 233V232H54ZM131 233V232H130ZM195 233H196V231H195ZM47 234V233H46ZM206 234V233H205ZM205 234H203L204 236H205ZM210 234V233H209ZM244 234H245V232H244ZM41 234H39V236H40ZM139 235V236H140ZM156 235V236H155ZM166 236V237H169V236ZM179 235V234H178ZM181 235V234H180ZM179 235V236H180ZM189 236H187V237H189L190 238V234H188ZM218 235H221V233H220V231H219V234ZM224 235V234H223ZM42 236V235H41ZM44 236V235H43ZM134 236V235H133ZM136 236V235H135ZM137 236H138V233H137ZM174 236H173V238H174ZM198 236V235H197ZM196 236V240L198 241V237ZM204 236H202V237H204ZM207 236V235H206ZM210 237H211V242H209L208 244H212V247H213V249L212 250H208L209 251V253L207 252V254H208V256H209V254L211 253L212 254V252H215V251H217V250H221L220 249V247H222L223 245H222V243L223 242H221L220 243V241H218V240H215L216 239V235L214 234V235H212V234H210L209 235ZM248 236V235H247ZM186 237V236H185ZM184 237V238H185ZM186 237V238H187ZM192 237V236H191ZM210 237H209V239H210ZM42 238V237H41ZM172 237H170V239H171ZM182 238L183 237H181L180 236V239L182 240ZM188 238V239H189ZM241 237H239L238 239H240ZM32 239V238H31ZM37 239V238H36ZM40 239V238H39ZM44 239V238H43ZM43 239H42V241H43ZM46 239V238H45ZM141 239V238H140ZM163 239V238H162ZM169 238H167L166 239V241L168 240ZM178 239H179V237H178ZM179 239V240H180ZM191 239V238H190ZM193 239V238H192ZM194 239V241H195V243H197L196 242V240ZM200 239V238H199ZM223 239V238H222ZM134 240V239H133ZM180 240V241H181ZM183 240H187V239H183ZM205 240H207V239H205ZM30 241H32V240H30ZM47 241V240H46ZM138 241V240H137ZM145 241V240H144ZM162 241V240H161ZM161 241H160V243H161ZM163 241H165V238L163 239ZM162 241V242H163ZM169 241V240H168ZM167 241V242H168ZM171 241H173V240H171ZM176 241H177V239H176ZM179 241V243L181 244V242ZM189 241H191L193 244H194V241L193 240H189ZM40 242V241H39ZM44 242V241H43ZM61 242V241H60ZM156 241H154V243H155ZM175 241H173V243H174ZM187 242V241H186ZM201 242V241H200ZM200 242H198L199 244H200ZM207 242H208V240H207ZM206 242V243H207ZM229 242V241H228ZM228 242H226V243H228ZM33 243H35L34 241H33ZM138 243V242H137ZM157 243H159V241L157 242ZM169 243V242H168ZM178 243V242H177ZM182 243H184V241L182 242ZM190 243V242H189ZM205 243V242H204ZM39 244V243H38ZM37 244V245H38ZM128 244V246H126ZM134 243H133V241H132V245H133ZM171 244H172V242H171ZM176 244V243H175ZM180 244H179V246H180ZM185 244V243H184ZM203 244V243H202ZM207 244V245H208ZM229 244V243H228ZM229 244V245H230ZM262 244V243H261ZM41 246H42V244H40ZM44 246H45V244H43ZM137 245V244H136ZM140 245V244H139ZM153 245V244H152ZM176 245H178V244H176ZM175 245V246H176ZM182 245V244H181ZM190 245H192V244H190ZM229 245H226L227 247L229 246ZM34 246H36V245H34ZM135 246V245H134ZM144 247V244H142L141 245V247ZM150 246V245H149ZM155 247H156V245H154ZM183 246V245H182ZM181 246V247H182ZM187 246V245H186ZM193 246V245H192ZM199 246V245H198ZM132 247V246H131ZM140 247V246H139ZM139 247H136V248H139ZM147 247V246H146ZM145 247V248H146ZM153 247V246H152ZM154 247V249L156 250V248ZM184 247V246H183ZM200 247V246H199ZM205 247V246H204ZM224 248H225V246H223ZM37 248V247H36ZM36 248H35V250H36ZM40 248V247H39ZM149 248H151V247H148V250H149ZM162 248V247H161ZM188 248V247H187ZM190 248V247H189ZM195 248H196V246H195ZM42 249V248H41ZM60 249V250H59ZM127 249V250H126ZM143 249V248H142ZM147 249V248H146ZM152 249V248H151ZM153 249V250H154ZM194 249V248H193ZM200 249V248H199ZM198 249V250H199ZM263 249V248H262ZM31 250V251H30ZM44 250V249H43ZM42 250V251H43ZM147 250V251H148ZM155 250H154V252H155ZM180 250V249H179ZM182 250V249H181ZM196 250V249H195ZM194 250V251H195ZM197 250V251H198ZM225 250V249H224ZM251 250V249H250ZM123 251V252H122ZM140 251H142V250H140ZM139 251V252H140ZM150 251V250H149ZM178 251V250H177ZM184 251H185V249H184ZM227 251V250H226ZM229 251V250H228ZM260 251V250H259ZM40 252V251H39ZM38 252V253H39ZM137 252V251H136ZM151 252V251H150ZM149 252V255H151V253ZM153 252V251H152ZM157 252V251H156ZM155 252V253H156ZM161 252V251H160ZM164 252V251H163ZM183 252V251H182ZM202 252H203V250H202ZM248 252V251H247ZM132 253H134V252H132ZM140 253H142V252H140ZM148 253V252H147ZM166 253V252H165ZM181 253V252H180ZM185 253V252H184ZM194 253H199V252H194ZM204 253V252H203ZM34 254V253H33ZM48 254V253H47ZM139 254V253H138ZM172 254H173V252H172ZM174 254H175V252H174ZM197 254H196V257H197ZM200 254V253H199ZM199 254H198V256H199ZM202 254V253H201ZM210 254V255H211ZM219 254V253H218ZM221 254V253H220ZM226 254V253H225ZM37 255V254H36ZM141 255H144V254H141ZM155 255V254H154ZM159 255H161V254H159ZM168 255H170V254H168ZM189 255V254H188ZM192 255V254H191ZM194 255V254H193ZM214 255V254H213ZM238 255V254H237ZM247 255V254H246ZM252 255V254H251ZM136 256H137V253H136ZM175 256H177L176 254H175ZM175 256H173V257H175ZM195 256V255H194ZM218 256V255H217ZM248 256H249V254H248ZM247 256V257H248ZM261 256V255H260ZM263 256V255H262ZM133 257H135V255L133 256ZM142 257V256H141ZM144 257V256H143ZM142 257V258H143ZM151 257H154V256H151ZM169 257V256H168ZM172 257V258H173ZM182 257V256H181ZM191 257V256H190ZM210 257V256H209ZM212 257V256H211ZM229 257V256H228ZM236 257V256H235ZM246 257V258H247ZM38 258V257H37ZM45 258V257H44ZM159 258V257H158ZM203 258V257H202ZM201 258V259H202ZM213 258V257H212ZM220 258V257H219ZM224 258V257H223ZM242 258V257H241ZM255 258V257H254ZM156 259H157V257H156ZM211 259V258H210ZM209 259V260H210ZM233 259V258H232ZM253 259V258H252ZM251 259V260H252ZM42 260H43V258H42ZM141 260H143V259H141ZM165 260V259H164ZM190 260H191V258H190ZM197 260V259H196ZM195 260V261H196ZM199 260V259H198ZM219 260V259H218ZM223 260V259H222ZM228 260V259H227ZM248 260V259H247ZM247 260H245V261H247ZM251 260H249V261H251ZM129 261H131L132 263H130ZM139 261V260H138ZM145 261H147L146 259H145ZM171 261V260H170ZM211 261V260H210ZM229 261V260H228ZM241 261V260H240ZM134 262V263H133ZM144 262V261H143ZM149 262V263H148ZM172 262V261H171ZM181 262V261H180ZM184 262V261H183ZM182 262V263H183ZM186 262H187V260H186ZM192 262V261H191ZM197 262V261H196ZM201 262H202V260H201ZM206 262H209V261H206ZM217 262V261H216ZM215 262V263H216ZM220 262V261H219ZM224 262V261H223ZM227 262V261H226ZM239 262V261H238ZM137 264H138V262H136ZM135 263V264H136ZM144 263H146V264H163V263H159L158 261H155V259L154 260H152V262L150 263V261H147V262H144ZM190 263V262H189ZM198 263H200L199 261H198ZM235 263V262H234ZM240 263V262H239ZM238 263V264H239ZM246 263V262H245ZM258 263V262H257ZM45 264V263H44ZM139 264H140V262H139ZM164 264H167V263H164ZM188 264V263H187ZM201 264V263H200ZM202 264H207V263H203L202 262Z\"/></svg>",
	"mask_w": 264,
	"mask_h": 264
}]
</instances>
